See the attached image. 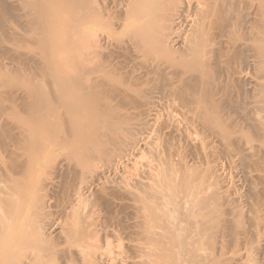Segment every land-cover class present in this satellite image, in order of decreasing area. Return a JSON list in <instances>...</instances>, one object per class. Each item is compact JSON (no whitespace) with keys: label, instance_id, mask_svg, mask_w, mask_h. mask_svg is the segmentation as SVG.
<instances>
[{"label":"rangeland","instance_id":"1","mask_svg":"<svg viewBox=\"0 0 264 264\" xmlns=\"http://www.w3.org/2000/svg\"><path fill=\"white\" fill-rule=\"evenodd\" d=\"M0 1H2V0H0ZM3 1H4V6L0 2V4H1V7L0 8L2 9V10H0V14H2L0 16V67H1L0 68V71H2V72H0L1 75L3 76V74H5L4 75L5 76L4 79H5V82L6 81L8 82V84L13 83V82H9V81H14L15 83H16V81H18V83H19V81H22L24 83V81L30 80L29 82L31 84L33 83L32 86H37V87H40V88H43L45 86L46 87V91H44V92H46V94H49L50 91H51L52 94H53V90L57 87V86L54 87L55 86L54 84H57V83H54L52 80H50L52 78L51 75H50L51 78H49V76H48V80H47V76H45V75H49L50 73L44 71L47 66L44 67L43 66L44 63L42 64V61L40 59L41 56H43V57L45 56L46 51L48 53H50V50L49 49L52 50V48H53V45H50V44H53V41L50 39V42L51 41L52 42L51 43L49 42L47 44L46 51H44L45 53H43V54H42V51H41L43 49L39 50V51H41V54L39 53L38 50L36 51L38 53L33 52V51L36 50V48H35V50L33 48H31L30 50H28V47L33 46L35 44V41H34V38L35 37H33V38L31 37V39L33 40L32 41L30 39V36H32V34L34 36V32H37V31L39 32V30L37 29V28H39V26L36 28L34 26V24L32 23L33 21H31L32 24L29 25L30 24V19L33 20L31 18L32 16H30V14L31 15L35 14L36 10L35 9L32 10L30 8L28 9L27 7L25 8V4L24 3H23L24 6L22 7L23 4L21 5V3H22L23 0H3ZM27 1H25V3ZM79 1H82V0H79ZM90 1L91 0H89V1L87 0L86 2H90ZM103 1L104 0H101L100 2H99V0H98V2L96 1L98 3L97 6L99 8L96 6L97 3H93L94 0H93V2L92 1L91 2L94 4V6H96L99 9V11H102L100 13H104L105 14V15L102 14L104 16V18L109 15L107 18H105V20L107 19L106 20L107 22L109 20L108 26H111L110 24H113V27L111 26L112 28L111 27L108 28V26H106L107 27L106 28L103 25V27L105 29L104 28L101 29L102 27H100L101 26L100 24H102V22H103L104 19L103 20L100 19L102 21V22L100 21L101 22L100 23L99 20H97L98 18L94 20L95 16L93 17V20H94V23L96 25L93 24V23H91V22L86 23V25H85V22L84 21L87 19V17L83 15L84 17H82V18H84L83 19L84 21L83 20H80V21L81 22L83 21L84 24L81 25L82 27H79V28H78V26H80V25L77 23L78 26L76 27V24L74 22H72L73 19H71V21H70L69 16H66V17H68V20L65 18L68 21L67 23H69V21H70V23H73V24H70V26L71 25L73 26L75 24V26H73V27L74 28L76 27L75 29L77 31H75V32L76 33L78 32L76 35L79 34V36H81L83 38L84 36H82V34H84L85 32L86 33L88 32V36H85L86 38L85 39L83 38L84 40L82 38H80L81 41L79 40L80 41L79 44L81 46V49H84V50H81L80 53H78L79 54L78 56L76 55L78 58H76L75 60L72 58L74 62H76V60L79 61L81 58L82 59L85 58L89 54H92V57L91 58H92V61H93L94 60L93 59L94 55L91 52H93L94 50L98 51L97 49H99V47H100V49L103 50L104 49L103 48L104 47V44H106V43H107V46L105 47L106 49L103 50V51L107 52L106 51L107 49L108 50L112 49V48H110L108 46L109 45V42H106L107 40H111L112 39L113 41H115V40H118L120 38L122 40H124L123 36L125 35V33L127 34L128 32H130L129 29L131 30L133 28V27L130 28V23H131L132 19L129 18L131 21L130 20L126 21L127 19H125V18H127V17L124 18L122 16V15H124L122 13V11H121L122 6H121V8L119 6L122 5L121 3L124 2L123 0H106L108 2L105 1L104 3H108V5H105V6L107 8H109V10L105 6L102 5V2ZM125 1H127L129 3L130 2L132 3V1H135V0H132V1L125 0ZM186 1H189V0H186ZM198 1L199 0H196V2H194V3L197 4ZM200 2L202 3V0H200ZM234 2H235V0H234ZM236 2H237V4H239V1L238 0ZM236 2H235V4H236ZM55 4H56V7L54 6L53 13H55V11H57V9H58L57 8V5L58 4L56 2H55ZM235 4H232L231 6H235ZM123 5L125 6V5H128V4L125 2V4L123 3ZM194 5H191V7L188 6V5H186V7L188 6L190 8H193V9H190L189 8L190 10L189 9L185 10L186 7H184V5L181 6V8L183 7L182 9L184 11L183 10L181 11V9H177L178 12L181 11L180 12L181 13L180 15H183L184 14V16H179V15L177 16V14H178L177 13L176 14V17L177 18L176 17L175 18L176 19H178L179 17L180 18L178 20H176L175 18L174 19H171V20H176V22L174 23L175 25L173 24L174 26L172 25V21L168 22V20L167 21L165 20L164 22H162V21H159L160 23L158 22V29L161 28V27H159V24H161V23H163L162 24L163 25L162 27H164V29L166 27L165 26L166 24H168L167 27H169V25L170 26L171 25L173 26L171 28L169 27L168 29H173L174 28L171 31L168 30V29H165L166 31H169V33H171V34H167V32H166V34H164V33H161V31H160V34H164V36H166V35L171 36L173 34L174 37L173 38L171 37L172 39H175L176 38V40H178V41L180 40V42H178V41L175 40L176 41V45H174V48L175 49H174L173 53H171V57L174 60L180 59L179 57H181L183 55H186L185 53L187 52V50H186L187 45H189V46L191 45V44H187V43L188 42L190 43V41L192 43L193 38L197 34L198 28H196V27L199 25V23H198L199 20L198 19L200 18L199 16H200V13L201 12H200V10H197L196 9L197 11H199L198 13H196L199 18L198 19L196 18L197 21H194V20H196L195 18H193L194 15H195ZM124 6H123V8H124ZM231 6H229V8ZM236 6H240V7L242 6L243 8L242 7L241 8L240 7H235L234 9H232V11L234 10L233 11V17H236V16H239V17L242 16L243 17V14H244L246 18H244V17L243 18H244V20L246 19L247 21H242V24L244 22H245L244 24H246V22H247L246 25H248V24L250 25L251 24L250 23L251 20H250L249 23H248V20L253 16V14H250L252 12L251 11H248V10H245L247 8H244L243 5H236ZM103 7L106 9L105 12H103V10H102V9H104ZM128 7H129V5H128ZM23 8H25L26 10L23 9ZM201 8H203V7H201ZM231 8H233V7H231ZM29 10H30V12H29ZM31 10L34 11V13L33 12L31 13ZM61 10H58V11H61ZM79 10L81 11L83 9L82 8L81 9L78 8V11ZM124 10H126V11H124ZM124 10H123V12H127L128 9H125L124 8ZM63 11H61V12L63 13ZM76 11H77V9H76ZM109 11H110V14H109ZM118 11H119V13L121 12L122 15L121 14L119 15V13L117 14L116 12H118ZM227 11H228V9H227ZM38 12L39 11H37L36 13H38ZM61 12L60 13L59 12H56V14H53L54 17L56 18V16H58V15L61 16ZM107 12H108V14H107ZM111 12H113V13H111ZM247 12H250V13H247ZM41 13H43V12H41ZM241 13H243V14H241ZM39 14H37V16H40L41 18H44L43 16H41V14L40 15ZM166 14L168 15L167 12H166ZM173 14H175V13H173ZM102 15H101V17H102ZM110 15L112 16L111 18H110ZM250 15H252V16H250ZM89 16L90 15H88V17ZM118 16L121 18L120 19L121 21H119V17ZM48 17L50 18V16H48ZM63 17H65V12L62 15V18L60 17L61 18L60 19L61 21H62ZM181 17H182V19H181ZM55 18H53V19H55ZM70 18H72V17L70 16ZM123 18L125 19L123 21L124 24L122 22V19ZM192 19H194V20H192ZM55 20H57V19H55ZM58 20H59V18H58ZM89 20L91 21L92 18L89 17V19L86 20V22L89 21ZM193 21H194V23H193ZM62 22H64V21H62ZM107 22H105V23H107ZM36 23H37V20H36ZM67 23L66 24L65 23H62V24L63 25H68ZM37 24H39V23H37ZM120 24H122V27L124 29H120L121 28V25ZM134 24L135 23L133 21L132 25H134ZM196 24H197V26H196ZM115 25H118V26L120 25V28L117 27V26H116L117 29H116V27L114 28ZM246 25H244V26H246ZM249 25H248V29L250 28ZM30 26H32V27H30ZM246 27H245V31L246 30L248 31V29H246ZM251 27H252V25H251ZM194 28H196L197 30L195 29V31H194ZM32 29L33 30L35 29V31L33 32ZM55 29H57L56 26H55ZM58 29H59V27H58ZM127 29H128V32H127ZM164 29H162L163 30L162 32H165ZM57 30H55V31H57ZM73 30H69V33H73L74 34V31ZM94 30H95V32H94ZM156 30L157 29H155V31ZM191 30H192V33H191L192 35H193V32H196V33H194L195 36L193 35L194 37H191L192 35L190 34V36H188V37L189 38L191 37L192 40H190L191 39L190 38L187 41L185 37L187 35H189V33L191 32ZM59 31L60 30H58V32ZM91 31H92V33H96L97 32L98 33L97 36L95 34V37L92 38L93 36L90 34ZM249 31H251V30L249 29ZM29 32H32V34L31 33L29 34ZM27 33L29 34V37H28V34ZM158 33H159V31H158ZM247 33L248 32H245V34L244 33L243 34L244 35H247ZM89 34L91 36L90 38H92L93 40L95 39V41L97 39H99L100 36H102V35H103L102 37L104 38L105 34H106V36L109 35V34H112L113 35L112 37H114V38L116 37V39L114 40V38H112V37H110V39L109 38L108 39H105V42L106 43L104 42L103 46H98V48L96 46V48L93 50V48L91 49V47H92L91 45L94 42H91L90 43V38H88L89 37ZM160 34H158L157 37L155 36L157 39L160 38L159 39L160 42L155 37H153V38H155L156 42H154V39L153 40L150 39V42L152 40L153 45H154V43L156 44L157 42H159L155 46H157L156 49H159L161 51L160 46H161L162 49H164V46H166V45H161V43L163 41L165 43V41H167V39H164V36L158 38V36H160ZM58 35H60V33H58ZM63 35L64 34H62V36ZM68 35H69V37H71V34H68ZM106 36H105V38H106ZM153 36H154V34H153ZM26 37H27V39H26ZM102 37L100 38L101 41L100 40H97L98 42L100 41L99 42L100 44L102 43V39H103ZM177 37H179V38L181 37V38L179 39ZM244 38H246V37L244 36ZM247 38H249V37H247ZM71 39L69 38L70 41H72ZM181 39H185L187 41V43H185L186 41L183 40V43L186 44V46H184V44L182 43V40ZM66 40L69 41L68 39H64L63 42L66 41ZM88 40H89V42H88ZM28 41L29 42L32 41V42H34V44L31 45L32 43L30 44ZM43 41L48 42L47 41V38L43 39ZM66 42H64V43L65 44H69L70 43V42H67V43ZM82 42H83V44H82ZM89 43H90V45H89ZM99 43H98V45H99ZM171 43H173V42H171ZM28 44H30V45H28ZM37 45L35 44V46H37ZM43 45H45V44H43ZM149 45H148V47H149ZM54 46H56V44ZM93 46H95V44ZM150 46L152 47V44ZM171 46L172 45L170 44L169 47H171ZM189 46H188V48H189ZM45 47H46V45H45ZM169 47L168 46L165 47L166 48L165 50L167 51L166 53L165 52H162V53L160 52L161 53L160 54L159 51L158 52L155 51L156 52L155 56L156 55L158 56V53H159V56H163V55H165L166 57L169 56L168 55V53L170 52L168 50ZM25 48H27V49L24 50ZM152 48H155V47H152ZM32 49H33V51H31ZM130 49H132V48H130ZM183 49H184V51H181V53L182 52H185V53L184 54L182 53L180 55L179 54L180 53V50H183ZM44 50H45V48H44ZM132 50L133 51H131V52L134 53V55L137 54V53H139L138 51H136L137 49L136 50L135 49H132ZM138 50L140 51V53H142L144 56L147 57V55H145V54H147V52H144L143 53V50H140V49H138ZM29 51L31 52V56L30 57H29V55H30ZM96 51H94V52H96ZM103 51L101 53L104 54ZM124 51H125V53H124ZM124 51L122 52V54L124 53V57H122L121 54H119V53H121L120 51L118 53L119 55L117 53L116 54L114 53L115 55H118L121 58V60H120V58H117L118 56H116V59H119V62L120 61H123V60L125 62V59L127 57H129V55L131 56V54H130L131 52L128 49L127 50H124ZM126 51H128L129 53L126 54ZM151 51L152 50L150 49V51H149V53H150L149 58L148 57L147 58H145V57L144 58H141V56L139 58L138 56H139L140 53L137 54V56H135V58L138 57L137 61H136V59H134L135 61H133V58L131 59V57H129V59H130L129 61H132L134 63H136V62L137 63H141V64H138L137 66L136 65L133 66L134 63H129V61L127 59L128 62H125V63L128 64L127 65L128 68L126 66H124V67L127 68V71L130 68L132 69V71H130L131 70L130 69L127 72V74L131 73L133 75L132 76L130 74L129 75L130 78L128 77V75L125 72H124V74L126 76L124 74L122 75L121 73H123V71L122 72H119V69H118V73L115 72V70H116L115 68L117 67V65H120V67L124 68L121 65H125V64H124V62H123V64L122 63L119 64L118 62H116L118 60H115V55L112 54V53H110V52H112V50H110L108 52L110 54L114 55V57L108 53L111 56V57H108V58H109L110 61H112V59H113V61L115 60V62L117 64L114 62L113 63V66H115V64H116V66H115V68L113 67V69H111L112 66L110 67V65H112V63L109 62V61H105V64L107 62L110 63V64L108 63L109 66L107 65L108 66V69L110 68V70H108L107 68L106 69L109 71V73L114 70L115 74L118 75V77H119V74H121L123 77L120 75V78H122V79L128 77L126 80H128V79H130V80L132 79L133 80L134 77H137V74L136 73H137L138 68H139L138 66H141V65L145 66L146 65L143 68H142V66L139 68V69H144L145 68L144 70H141L142 72L144 71L143 72L144 75L142 74L143 77H144L145 74H146V72H145L146 71V68H147V72H148L149 71L148 70V67H149L150 70H152L151 68L154 67V66L152 67V65H151L152 62H150L154 58V55L153 54H152L153 57L151 56V53L153 52V51L152 52ZM162 51H164V50H162ZM24 52L25 53L28 52V57L27 56H24V54H25ZM32 52H33V55H32ZM62 52L63 53L65 52L64 49L62 51V49L59 50V48H58L55 52L53 51L54 54H52V55L50 54L49 55L47 53L46 56L47 55L48 56L47 57L45 56V57L48 59L49 56L50 57L51 56H55L54 58L57 61V59H59L63 55ZM135 52H137V53H135ZM35 53L38 54V55L37 56H34ZM99 54L97 53L98 59H96L97 57L95 58L96 63L98 65L101 64L98 61L99 58L102 59V56H103V59H106L107 58L106 56L104 58V55H107V53L104 54V55L101 54L100 57H99ZM142 54H140V55H142ZM243 54H244L243 59H244V61L246 63L245 62H244V64L239 63L238 66L240 68L237 65H235L239 69H241V70H239L240 72H242V74L240 76L236 75V76H230L229 77V76H227L225 74L220 75V77L219 76H216V75L213 77V74L211 76V77H213V79L215 77H216V79H218L217 80V86L215 84V88H216V90H218L217 91L218 92V95H216L217 93L216 94L214 93V94H215L216 100L218 99L217 101L218 102L220 101V103H221V104L218 103V105L220 104L219 112L221 114H223L222 117H224V118H222V120L225 119L227 121L226 123L228 124V122H229V124H230L228 126H230L229 131L231 132V134L229 136H227L226 138H222V139H224L223 142H222L221 139H218L217 136L214 137L213 134H211L209 130H207L206 128L203 127V122L201 121V118L199 119V117H200L199 115L200 114L199 115L197 114V110L195 109V106L193 105L194 104L193 101H192L193 99H191L192 96L196 93V90H195V93H194V91H190V89H191V87H190L189 90L187 89L188 92L181 91L182 92L181 93V92H179V90L177 91L176 87L179 84L175 83L173 86H171V85L168 84V82H171V80L168 81V82H165V80H163L164 81L163 82L162 81V78L164 79V76H162V77L158 76V74L159 75H162V74H160L158 72L155 73L154 72L155 68H153V70H152L153 73L150 72V78H151L150 80L148 78H144V80L143 79L141 80L140 78H142V77L139 78V76H140V74H139V76H138L137 79L138 80L140 79L141 81L138 82V80H137L138 83L137 82H134V80H133V83H131L132 80L130 82H127L125 79L123 81L124 82H127V83H124L123 81H120L121 80L120 78H117V76L114 73L111 72L110 76H113V75L116 76V79H119V81L121 83L117 84L113 88L106 85L107 88H109V89L105 88L106 86H104V85H103L104 88H102V85H101V88H99L100 85L97 87L95 85V81H94V83H93L92 80L90 82L89 76H88V78L86 77V80L88 79L90 85H92V83H93L92 87L95 85L96 86V87L94 86L95 89H98L99 88L101 90V92H100V90L98 89V92H97V90L95 91V89L92 88L91 89L92 91L90 90L92 93L89 92V93L92 94V96H91V94H89V98H88V96H87L88 93H86V95H85L87 97V100L88 101H89V99L91 100V97H92V99H96V97H97V99L100 98V101L101 102H103L104 100H106L107 102L106 101H104V102L108 103L107 108L109 107V105H112V106H110V108L111 107H114L115 110H112L113 108H111L110 111H109V112H111V110H112L111 114L109 115V113H108V115L106 114L107 115L106 116L105 113L109 109H106L105 108L106 107L105 106L106 104L104 102L103 103L105 105L103 107V104L98 100V102L100 103V105L102 104V107H100L99 109L103 108V110H104V108H105L106 111H101L100 112L101 114L98 112L100 115L98 113H96V115L98 114V118L100 119V122H99V120L95 118L96 121L98 120V122H99V123H97L98 125H96V121H91L90 120L91 123L94 122V124H91V123L88 124V120H85V121H87L86 123L88 125H90L89 127L88 126L86 127V130L85 131L88 130V134H89L90 132L91 133H94L92 131H94V129H95V130H97V131H95V133L96 132L99 133V131L101 132L102 129L103 130H106V128L108 127L109 123L110 124H112V123L119 124L121 121H124V124L123 125H120L119 127H117L118 130L117 131H114L113 133L109 129L107 131H103L102 130L104 133L105 132H110V134H114L113 137H110V134L109 133L108 134H109V137L110 138L108 136L105 137V134H104V137L105 138L101 137V134L103 136V133H101V134L99 133V137L98 138L94 137V138H96V140L97 139L99 140V138H100V140L97 141V142H96L95 139L92 140L94 142L92 144H94V145H95V143L98 144V142L101 141L100 144L103 147H101L99 150H97V149L95 150L93 148L86 147V145H85V147H83V144H82V146L80 145L81 146L80 147L79 144H78V146H79L78 150H77V147L75 148L77 151H75V149H74L75 146L74 147L71 146L72 148L71 149L68 148L69 150L67 148L66 149L65 148L64 149L58 148V150L60 149V151L57 150V152L59 153L58 154L59 158L57 156V152H55V154H53V157H51L52 154L51 155L48 154V153L43 154L44 156L45 155H47V156L49 155L48 157L49 158L51 157L53 160H54V158L55 159L57 158L56 160L58 161V163H57V161H54V163L56 162V164H58L57 166L53 164V160L51 161L52 162L51 163L49 161L51 159H48L47 156H45L43 159L42 158H39L40 159L39 160L40 162H38V164H37L38 166L37 167L39 168V171H40L39 175H41L42 178H44L45 177V174L50 170V168H52V167H49V168H47L48 170H45L47 166L53 164V166H56L57 167V173H56V171L54 172V170L51 169L54 172V173L53 172L51 173V175L54 174L53 177H49L47 175L49 178L53 179V182L54 183L52 181H51V183H49L50 182L49 181V178L47 180V177H45V180H47V181H46L45 186H43L44 183H45V181L39 179V180H41V181L44 182V183H42V187L43 188H46L47 183H48V185L49 184L53 185L56 182V184H55V187L56 188L55 189L57 191L55 189H52V187H54V186H52L51 189H50V186H49L48 187L49 188L48 191L51 190L52 192L49 191V194H50V192H51V194L48 195L49 196L48 197L47 196V193H48L47 188H46V190L43 189V188L40 189V187H41L40 185L41 184L40 185H37L38 183H41V181L37 183V180H38L37 179L36 181H34V182H36V184L33 182V184L35 185L36 190H37V187L36 186H38V187L40 186L39 189L42 190V191L44 190L43 193H40V194L41 195L42 194L44 195V193H46L45 197H48V198H46V201H45V202L48 201V205L45 206L47 208V210L45 211V207H43L46 203L44 202L45 203L44 204V203H42L40 201L39 202L40 208H37V209L35 208L36 210H34V211H35V213H37V212H39L38 209L41 211V208H42V211L41 212L43 213L45 211L44 212L45 214L43 213V215H42V213L39 214L40 213L39 212L38 213L39 215L37 214V216L38 217H42L43 219L46 220V224L45 225H47V227L51 223L50 224L51 225L50 226V229L47 228V227H44L45 225L43 223H45V221L42 219L43 223H40L42 225L41 226H38V227H41V229L40 228H39L40 230L37 229L36 231H39L37 233L35 231L34 232L37 235H38V233H39V235H41V233H43L42 230L44 231V229H45L46 230L44 232L45 235H43V234L41 235V236H45V238L43 237L44 239H46L47 237L50 239V237H51V239H50L51 241L50 242H53L54 241L53 243H51L52 245L57 241L54 244V246H55L56 249L59 248L60 250H62L63 249V246L66 248L67 245H63V244H66L63 241L65 240V238H68L67 234L69 235V232L71 231L70 230L68 232V229H70V228H67V225H72L73 226V224H68V223L70 221H73V223H74L75 220H73V219L77 218L83 212L82 210H78V209L81 208V209L84 210V208H86V206H84V208H83V206H80V205H84V204L86 205L87 202H88L89 205H87V206H89V207L87 208L86 211H84L85 213L83 212V214L81 216L82 218L80 216L78 217V218H81L82 221H80V222H82V224L85 225V226L82 225L83 226L82 227L80 225L78 227H82V228L86 227L87 229L89 228V231L91 230L90 232L93 233V234L91 233L92 236L89 234V238L88 239H90V240L87 239L88 240V243L89 244H92V245H90V247L87 248V249H89L88 252L90 253V254L89 253L88 254L91 255V256L88 257V260L86 259V262H82V258H80L81 259L80 260V263H77L76 261H79V257L76 256V254L74 253L73 256L76 258V260L74 261L73 259H75V258H73V256H71V254L73 252L80 253L83 250L84 251L86 250V249H82V251H81L80 250L81 249L80 247H82V246H80L78 244V247L80 246L79 248H77V246H75V245H72V246H74V247H72V249H73L72 253L69 252V251H71L70 250L71 245L70 246L68 245L67 246V249H66V251L70 253V254L68 253V255L67 254L66 255L67 256H70V258L72 257L71 259L73 261H71L70 258L67 257V256H62L61 258L64 257V259H66L65 257H67L66 261L69 259V261L71 262V263L70 262H68V263L66 262L67 264H69V263L70 264H81V262L84 263V264L85 263L87 264L89 261L91 262V259L93 260L92 261L93 263L91 262L92 264H134V263L135 264L136 263L139 264L142 261V259L143 260H146V258L144 257V255L146 256L145 253L150 248H152L153 246H155V242H154L153 239H151L153 241L146 240L147 238L146 239L145 238L143 239V237L141 236V233L139 234V232H142L141 231L142 228L140 229L141 225L139 227V224L138 223H140L141 222V219L142 218H145L146 216L149 219L151 218V217H149V215H151V212L150 211L153 210L152 208L155 205L153 203V201L148 196H147L148 198L146 197V195H145L144 192H145L146 188L149 187V186H153V187H155V185L157 186V181L159 183V180L161 179V177H159V175H160L159 173L162 172L165 169L162 166L163 164L165 165V163H164L165 161H170L171 162V165L172 166L173 165L175 166V167H173V169H174L175 173L177 172V175L176 176H177V182H178L180 180V177H181L182 173H183L182 171H184V170H182V171L180 170L182 168L179 167V163L182 166V164L184 162V163H186L185 165L187 167V169H186L187 171H188V169H189L190 172H192V170H193V172H195L196 170H198L200 172L199 174L201 176H204V177L207 176V178L209 179L210 182H213L214 180L218 181V182L214 181L212 183L213 185H211V183H208L212 187L214 186V183H215V187H213V188L207 184L209 186V188L211 187L214 190L216 188V186H217L218 192H224V191L225 192H229L228 193L229 197H227L228 199H226L227 202L225 201V203H224V205H225L224 206V209L225 210H228L230 214L228 216L226 215L224 218L225 219L228 218L232 223H230L229 226H227L225 228H221V230H220V228H215V227L213 229H210L209 227L211 225H213V224H211L210 226L208 225L209 227L206 228V229H210V230H206L205 228H203L204 224L202 225V224L199 223L200 225H202L201 227L204 229V231L206 230L205 233H204L203 229L200 228V225H193V227H192L193 219L196 220V219H198L197 217L204 218L201 215H203V216L206 215L205 218H204V219H206L207 215L210 216L212 214L210 212L211 209H209L210 211L208 209H206L204 211V213H207V214H203V213L201 214L202 210L201 209H197V212H195L192 216H190L187 219H185L184 223H182L184 225L191 226L192 229H190V232L192 231V234H191V237L192 238L194 237V238H197L198 239V237L201 235L200 236L201 238L199 237L200 239H198V241H196V240L194 241V239L192 241L193 242L200 243V240H202L203 238H206V239H204V242H205L211 236H212V238L213 237L214 238H219L220 236L222 237L225 234H228V232H229L228 229H229V227H230L231 224H232V227L233 228L235 226H237L238 229H240V230L242 228H245L246 231H247L246 232V236L248 237L249 242H250V244L248 245V248L247 247L246 248L249 249V251L251 250L249 252L251 255L249 256L248 250H246L245 247H242L241 246V249H240L239 247H236L235 246V248H233L232 246H227L226 244H225V248L224 249H226L227 252L225 250H223V251L226 252V253L225 252H222V253H225L226 254V255H224V254L223 255L226 256V258H227L230 255H233V257H234V256H237V254L238 255L240 254V256L234 257L233 259L237 258V259L240 260V263L242 262V263H245V264L246 263L247 264H264L263 263L264 262V230H260L259 231V234L256 235L258 231L255 230L252 227V223H251V220L254 218L253 216H256V217L259 216L261 218V220L264 222V193H261V189L264 188V147L263 146H262L263 148L261 147V145H263V139H262L263 137H262V134H261V137H260V133L258 132V128H257L256 123H255L256 122L255 121L256 120V112L254 110L255 108H254L253 101L255 102L256 99L254 100L253 97L255 96V94H256L255 92L256 91H254V89H255L254 86L255 85H254V83H252V82L255 81L254 79H253L254 80L253 81L252 78L254 76H256L257 73H258L256 71L257 69L255 70L253 65H255V67L257 66L256 68H258V64H257V62H255L256 59L253 60L254 57L252 55L253 54L252 51H250V50L248 51V49H247V51L244 52ZM25 55H27V54H25ZM134 55L132 54V57ZM125 56H126V58H125ZM173 56H175L176 59ZM35 57H38L40 60L38 59L39 61H37V59ZM45 57H44V60L46 61ZM73 57L75 58V56H73ZM151 57H152V59L150 60ZM32 58H35V61H37L39 63L41 61V65L40 64H37L35 61H33L34 59L32 60ZM52 58L53 57H51L50 59L53 60L54 58L53 59ZM86 58L88 59L89 56L86 57ZM91 58H90V60H91ZM139 59H141V60H139ZM147 59H149L148 61L151 64L150 63L146 64ZM60 60H61V58H60ZM95 60L93 61L94 63L91 61L94 64L93 65L91 63L92 66H97L95 64ZM47 61L50 62L49 59ZM67 61H69V60H67ZM84 61H85V59L83 61H81V63H83ZM253 61L256 64L255 63L253 64ZM46 62H45V65H47ZM59 62L61 64V61H59ZM86 62H87V60L85 61V63ZM238 62L239 61H237V63ZM241 62H243V60ZM88 63L90 64V61H88ZM51 64L52 65H50V64L49 65H50V67L52 69L54 62H52ZM58 64L56 63L57 66H58ZM60 64H59V66H60ZM71 64H73V63H71ZM89 64H87V65L85 64V66H88ZM130 64L132 65V67H131ZM38 65L43 66V68H44V70H43L44 72L43 73L41 72L42 69H41V71L38 70V67H40ZM49 65H48V68H49ZM75 65H77V64H75ZM79 65L77 67H79ZM83 65H81L79 68H76V69L71 68V69L76 70V72H74V73H76V76H79V79L81 78L83 80V83L85 84L86 83V81H84L85 80V77L82 74H84L83 72H85L86 70L84 69L85 67H83ZM211 65H212V63H211ZM36 66H37V68H36ZM135 67H136V69H135ZM212 67H213L212 68L213 70L210 69V71H212V72L213 71H216V69L214 68V64L212 65ZM237 67H236V69H237ZM122 68L120 70H122ZM125 68L123 70H125ZM51 69L49 71H51V72L54 73V71H52ZM71 69H70V71L72 72L73 70H71ZM86 69H87V67H86ZM133 70H136V73H134L136 76H134ZM70 71H69V73H70ZM108 71H107V75L109 74ZM141 71L139 73H142ZM3 72H5V73H3ZM45 72H46V74H44ZM255 72H257L256 75H255ZM47 73H49V74H47ZM154 73H155V75H154ZM224 73H226V72H224ZM151 74H153L152 76H154V77H156V75H157L156 79L153 78V77H151ZM209 74L211 75V73H209ZM215 74H216V72H215ZM1 75H0V77H2ZM146 75H149V73L146 74ZM57 76H58V73H57ZM80 76H82L83 78L80 77ZM104 76H106V75H104ZM90 77L92 79V77H95V76H93V75L91 76L90 75ZM79 79L77 77V80H78L77 82H79ZM81 79H80V82H81ZM99 79H100V76H99ZM134 79L136 81V78H134ZM250 79L252 80V82H251L252 84L251 85H250V82H249ZM93 80H94V78H93ZM35 81L37 83L39 82L38 83L39 85H37V84L35 85L34 84V83H36ZM51 81H52L53 84L51 83ZM103 81H104L103 79L102 80H99V82H100L99 84H101V82L105 84V82H103ZM144 81H146V82H144ZM3 82L4 81H2V83ZM26 82H28V81H26ZM29 82H28V85L31 86V84ZM46 82L49 83L50 85L47 84ZM80 82H79V84H80ZM15 83H13V84H15ZM25 83H24V85H22L23 87L27 84V83L26 84ZM67 83H68V81H67ZM65 84H61V85L64 86ZM84 84H83V86L82 85H79V86H81L82 89H89V88H91V86L89 88L84 87V86H86ZM86 84H88V82ZM51 85H54V86H51ZM252 85H254L253 88H252ZM59 86H60V83H59ZM59 86H58V88H59ZM69 86H73V85H69ZM88 86H89V84H88ZM20 87H21V85L19 87L16 86V88L14 87V88L7 89V88H4V87H1L2 89H0V132L4 136L6 134L4 132L7 131L5 129L8 128V131L7 132L8 133L9 132H13V133H11V135L13 137H15V138H11L8 134H6L7 139L5 140V136H4L3 137V139H4L3 141L4 142H2V139H0L3 144H5V143L8 144L9 143L8 141H10L11 139H14L15 140L16 137L18 136V134H19L18 131H20V129H18L19 127L16 128V129L14 128V127H17L15 123H18L20 119L24 120L25 118L27 119L29 117L32 118V115L34 114V112L37 113V114H40L42 112V111L41 112H39V111L36 112V109H34V108L37 107L39 110H42L43 109V108L40 107V106H42L41 105V102L39 103V101H38V103H39L38 104L34 98H33V100H35L36 104H38V105H36L34 108L32 106V108L34 109V111H33L32 108H28L29 107L28 106L29 105L28 100H30L31 98H30V96H28L29 95L28 93L25 94V90L26 89L23 88L24 89L23 90L21 88V90H20ZM47 88H48V90H50V89H52V90L48 91ZM194 88L192 87V90ZM196 88H197V92L199 91V95L200 94H203V92H202L203 89L201 87H196ZM10 89L11 90H15V91H10ZM42 90H44V88ZM204 90H205V88H204ZM47 92H49V93H47ZM93 92L95 94L97 92L98 95L96 94L97 95L96 96L94 94V96H93ZM99 92L100 93H103V94L100 95ZM252 92L254 93V95H252L253 94ZM197 94L198 93H196V95ZM99 95L102 96V97L104 96L103 98H105V99L104 100H101L102 99L101 97L98 98ZM49 97L52 98L53 96L52 95L51 96L49 95ZM86 97H84L85 100H86ZM75 100H77V99H75ZM87 100H86V102H87ZM27 102H28V104H26ZM86 102H84V103H86ZM98 102H96L97 103V106L99 105ZM109 102H110V104H109ZM24 103H25V105H24ZM34 103H32V104L35 105ZM30 104H31V102H30ZM42 104H43V106H45V103L44 102H42ZM91 104L93 105L92 108H95V107L97 108V106L94 105L95 102H93V101H92V103L90 102V104H87V105H84V106L85 107L86 106L89 107V105H91ZM91 106L89 107L90 109L88 108L89 110L92 109ZM5 107H6V109H4ZM12 108L14 110H12ZM1 110H2L3 113L1 112ZM27 110H29L30 112L32 111V115L30 114L31 116L30 115H27V114H29V112L27 113ZM14 111L16 112L17 115H14ZM114 112H116V113H114ZM1 113L3 115H1ZM102 113L106 116V119L103 118L104 115H102ZM37 114H35L33 116H36ZM44 114H43L42 117L40 116L38 118L43 119V117H45ZM45 115L48 118V115H50V114H47L46 113ZM90 115H92V114H90ZM96 115H95V117H97ZM18 117L19 118L21 117V118L18 119ZM46 117L44 119H46ZM54 117H55L54 115H53V117L51 115L50 119L51 118H54ZM87 117L89 118V116H87ZM93 117L94 116L92 115V118H90V119L93 120L94 119ZM101 117H102V119H101ZM192 118H194L195 120H192ZM35 119L32 118V121H31V119L30 120L27 119V120L29 121V124L30 123L32 124L33 121H35ZM53 120H55V119H53ZM53 120L51 119L50 121L53 122ZM36 121H37V119H36ZM191 121H193V122H191ZM34 123H37V122H34ZM106 123H108V124H106ZM105 124L107 125V127H106ZM176 126L177 127H180L184 131L185 134L187 133L186 135H188V134L191 135L192 134V136H193L192 138L195 139L193 142L194 143H197V145L200 142L201 143L203 142L202 144L203 145L205 144V147H206V148L204 147L205 149H207L209 147L213 148V150L212 149L211 150L213 152L216 151L214 153L215 156H212L213 158L211 157V159H210V157H209V159H208V157H207V159L205 157L201 158L200 157L201 155L199 153L200 150L199 151L197 150V149H199V146L200 145L195 146L197 149L194 148V149H196L198 151V153H199L198 154L197 151L194 152L195 150L194 149L193 150L191 149V148L194 147V145L192 146L193 143H190V142L189 143L187 142L188 144L186 143L187 140L184 137V133H183L182 137L180 136L182 133L181 134L175 133V129H173V128H176ZM98 127H101V128L99 129ZM67 128H68V126H67ZM67 128L66 127H65V129L62 128L63 130L61 129L64 132V133H62L63 136H66V134H68L67 133L68 132V129ZM96 128H98L99 130L96 129ZM9 129H11V131ZM2 130H5V131L2 132ZM172 130H174V131H172ZM42 131H40L38 133H36L37 132L36 131L35 133L37 135L39 134L40 137H38V139L43 136L42 139L44 138L45 139L44 142L46 143V139L47 138H45V135L48 132L44 134V133H42ZM45 132H46V130H45ZM1 133H0V136L2 137ZM22 133L23 132H21V134ZM97 134H96V136H97ZM14 135H17V136H14ZM37 135L35 137H37ZM90 135H93V134H90ZM20 136L22 137L23 135H20ZM21 137H17V138L18 139H21ZM35 137H34V140L36 142H38V139H35ZM101 138H103V139H101ZM48 139L51 142L50 137H48ZM41 140H39V141H41ZM13 141L11 140L8 145L10 146L11 143L14 144ZM249 141H251V142L253 141L252 144L250 142L251 146H253V144H255L256 146L258 145V147H259V145H260V148L262 150L260 148H259V151H258V149H256V151L251 150L250 149L251 147H249L250 144H248ZM1 142H0V181H4L6 179V176L7 175H8V177L11 175V173H10L11 171L15 173L18 170L16 168V171L15 170L13 171L12 169L14 167L13 168L11 167L12 169L7 168L8 166L10 167L11 164L12 165L14 164V163H12V159H13L12 158L13 157L12 156V153L14 152V150L16 151V152H14L15 154L16 153L19 154L17 156L18 158H22V157H19V156L21 154L24 155L23 152L25 150L22 151L23 148H21L20 146H18L17 148L19 149V151L21 149V152H22V153L20 152L21 154L18 153L19 151H17L18 149L16 148V146L17 145H20V142L21 141H19V140L16 141V142H19V144L15 142L16 144H15L13 150L11 148H9L12 151L11 153H10V150L9 149H6V147L8 148L9 146H7V145L4 146L3 144H1ZM36 142H33V145L35 144L36 145V149H39V147H40L39 146V143L36 144ZM50 142H48L49 145L51 144ZM80 142L81 141H77V143H80ZM45 143H42L40 145H43ZM81 143H83V142H81ZM12 144H11L10 147L13 146ZM189 144L191 145V147L188 146ZM247 144L249 146H247ZM45 147L43 146L42 148H45ZM47 148H48V146H47ZM176 149H177V152H179V151L182 152V153L184 152L183 153V156L184 157H182V156L179 157L178 155H175L176 154ZM6 150H8L9 152L6 153L7 152ZM42 150L44 151V149H41V151ZM171 150L173 151L174 155L172 154ZM174 150H175V152H174ZM39 151H40V149H39ZM66 152L68 154H66V155L63 156L62 154L66 153ZM71 152H72V154H74L73 152H76L77 153V154L75 153L76 154L75 157L78 160H75L76 158L73 159L74 157L71 158L72 156L69 157V155H70ZM170 152H171V154H170ZM185 153H186V157L184 155ZM15 154H13V155H15ZM54 155H56L57 157L56 156L54 157ZM15 158L13 159V162H14ZM182 158H184L183 159L184 161L182 160ZM72 159L74 161H72ZM164 159H165V161L163 162ZM166 159H168V160H166ZM180 160H181V162H180ZM19 161H21V160H19ZM48 161L51 164H49ZM161 161L163 162V164L161 163ZM80 163H83V164H80ZM160 164H162V165H160ZM65 165L66 166L67 165L68 166L70 165L69 166V169H68V166L66 167ZM58 166L60 168H58ZM37 167H36L35 170H38ZM160 167L163 168V169H161ZM164 167H166V166H164ZM3 168H5V172H4V169ZM194 169H195V171H194ZM51 170L49 171V173L51 172ZM8 171H9L10 174H8ZM21 171H22V169H21ZM21 171H18L17 174L18 175L19 174L22 175L23 173H19ZM45 171H46V173H45ZM58 171H59V173H58ZM163 172L161 174H163ZM165 172H166V169H165ZM4 173H6L5 174L6 175L5 176V179L2 178L3 175H4ZM14 173H12V174L15 175ZM64 173H65V175H64ZM36 174H38V173H35L34 175H36ZM42 174H44V176ZM13 175L11 177H14ZM23 176H18V177H20V178L22 177L23 178ZM262 176H263V178H262ZM8 177H7V179H9ZM157 177H159L160 179L158 178L159 179L158 180ZM14 178H12V180ZM24 178H26V176ZM24 178H23V180H24ZM17 179L18 178H16V180ZM12 180L10 178V180L8 182H7V180H5V183L4 182L3 183L5 185L6 182L7 183H10ZM16 180L14 179L13 181H16ZM18 181H20V180H18ZM1 183L2 182H0V186H1L0 189H2V190H0L1 195L2 194H5V195L9 194L10 193L9 191H11V190H9V188L12 186L13 183H10L11 186H9V184L8 185L6 184L7 187L9 186L7 188L8 190L5 189V190H7V194L6 193H2V191H3V189H4L5 186L3 185L4 187H2ZM33 184L31 186H34ZM149 184H151V185H149ZM158 186H159V188H161L160 185H158ZM80 188L83 189V190L81 189V191H82L81 194H83V195L80 194V197L79 196L78 197L81 198L83 196L82 198H85V200H87V202L85 200H83L82 198L81 199L78 198V199L81 200V201L82 200L85 201V202H83L84 204H82L81 201H76V199H77L76 198V195H79V193H80V192L77 193V191L78 190L80 191ZM209 188H208L209 191L212 190V189H209ZM39 191H36V193L34 192V194H36V195L39 196L40 194L37 193ZM42 191H40V192H42ZM3 192H5V191H3ZM167 192H169V190ZM211 192L212 191H210V193ZM33 195H30V196L31 197H34ZM191 195H193V194L190 193V196ZM206 196H207V194H206ZM3 197H5V196H3ZM31 197H28V198H31ZM45 197L43 199H45ZM202 197H205V195L202 196ZM36 198H35V200H36ZM38 198H40V197H38ZM26 199L24 200V203H25ZM43 199H39V200H42L43 201ZM28 201H30V199ZM28 201H26L27 204L25 203L24 205L27 206L28 203H29ZM51 201H53V202H51ZM75 201H76V203H75ZM199 201L200 200L197 201V199H196V200H194L193 203H195V205L197 206V205H199L198 204ZM37 202H38V200L36 201V204H35V201H34V204L39 207V204H37ZM77 202L78 203L81 202V203L79 205H77L78 204ZM73 203L76 204V206L74 205L75 206V208H74L75 210H73L72 207L70 206L71 204L73 205ZM30 205H33V204L30 203L29 206H28L29 208H31V212H32L33 211V209H32L33 207H30ZM41 205H42V207H41ZM37 206H35V207H37ZM28 207H27V209H25L26 207H24V210L23 211L27 210L26 213H28V210H30ZM197 208H199V207L197 206ZM71 210H73L72 211V214L74 213V211H75V214H76L77 211H79V212L82 211V212L80 214H78L79 212H77V214H76L77 216L74 214L76 216L74 218L73 215L70 214ZM198 210H200V211H198ZM155 211L158 214H160L162 212V210L160 208H156ZM207 211H209V212H207ZM212 212H213V210H212ZM33 213L34 212H32V214ZM47 213H48V216H47ZM145 213H146V215H145ZM68 214H70L71 216L68 215ZM198 214H200V215H198ZM37 216H36V218L39 219ZM68 216L71 217V219L73 217V219L72 220L69 219ZM46 217H48L49 219L46 218ZM31 218H33V222L35 220H37V219H34L35 216L34 217L33 216L30 217V219ZM21 219L23 220V218H21ZM30 219L28 217L25 218V222H24L25 226L24 227H28V225H26V222H27V220L28 221H31ZM149 219H147V220L148 221H151ZM79 220H77V221H79ZM157 220L160 223L162 221V220L160 221L159 219H156L155 222H154V220H153V222H151V223H154L155 224V225H153V229L154 230L152 229L153 230L152 232H156L159 236H161V235H163L165 233V229L163 228L162 225H159L160 223L157 222ZM37 221H39V220H37ZM77 221H75V222H77ZM142 221H143V219H142ZM208 221H206V222L210 224L211 222H208ZM33 222H29V223H33ZM85 222H87V223H85ZM66 223H67V225H66ZM157 223H159V224H157ZM40 224L38 222V225H40ZM237 224H239L240 228H239V226ZM35 226L37 227V224L36 225H33V227H35ZM53 226L55 228H53ZM74 226L77 227L76 223L74 224ZM31 227H32V224H31ZM31 227H28V228H31ZM36 227L33 228V229L35 230ZM42 227H44V229H42ZM60 228L62 230L65 229L63 231L64 232V235L61 234L62 233L61 232L62 230ZM86 228H85V230H86ZM211 228H212V226H211ZM33 229H31V230L33 231ZM198 229L199 230L201 229L200 232L203 231L202 234L203 233L204 234L202 235L199 232ZM19 230H20V228H19ZM196 230H198V233L197 234H195L196 233ZM2 231H4V230H2ZM40 231H41V233H40ZM65 231H67L66 232L67 234L65 233ZM5 232L7 233L6 230H5ZM6 233L4 235H7ZM10 233H13V232L11 231ZM199 233H200V235H199ZM0 234H2L1 231H0ZM8 234H9V232H8ZM195 235H199V236H195ZM63 236H67V237H64L63 240H61L62 239L61 237H63ZM15 237L16 236H14L13 238H15ZM257 237L260 238V239H258V242H257ZM15 239L17 240V238H15ZM66 242H67V244H69L68 241H66ZM204 242L201 241L200 244H202L204 246L205 245ZM257 243H260V244H258V246H257ZM207 245L210 246L209 244H206L205 247H207V249H205V247H204L205 250H208V248H209ZM75 247L77 249H79L80 251H78V250L76 251ZM211 247H212L211 248L212 251L216 249L214 247V245H211ZM226 247H228V248H226ZM137 248H138V250H137ZM201 248H200V252L201 251L202 252H206V251H203L204 249L201 250ZM237 248H239V249H237ZM252 248H253V250H252ZM68 249H69V251H68ZM74 249H75V251H74ZM211 249L208 250V252H206L207 255H202L204 253L201 252L202 253L201 254L198 251L199 252V258H200L201 255L203 257H205V256H208L209 257L210 254L208 255V253H211L212 252ZM243 249H244V251H243ZM230 250H231V253L230 254H227L228 252H230ZM215 251L217 252V250H215ZM215 251H213V253L211 254L212 256L214 254V256H213L214 259H216L217 258L216 256L218 255L217 253H216L217 255L215 254ZM246 251H247V253H246ZM86 252H87V250H86ZM240 252H242V255L243 254L244 255L241 256V253ZM246 254H248V255H246ZM245 255L247 256V258H245L246 257ZM212 256L209 257L210 259L209 258L207 259V257L206 258L201 257L200 259L203 258V260H211L212 259ZM218 257H220V256L218 255ZM231 257L232 256H230L229 258H231ZM77 258H78V260H77ZM224 258L220 259V261L223 260ZM64 259H62V260L60 259L61 262ZM241 259H242V261H241ZM60 260H59V263H58V259H57V261L55 263L60 264L61 263ZM231 260H232V258H231ZM245 260H246V262H245ZM64 262H65V260L61 264H65ZM90 262L88 264H90Z\"/></svg>","mask_w":264,"mask_h":264},{"label":"bare ground","instance_id":"2","mask_svg":"<svg viewBox=\"0 0 264 264\" xmlns=\"http://www.w3.org/2000/svg\"><path fill=\"white\" fill-rule=\"evenodd\" d=\"M25 1H27V0H25ZM25 1L23 0L22 1V3H21V5L24 3L25 4V8L27 7L28 9L30 8V9H35L36 10V12L37 11H39L38 13H36L35 12V14H33V15H31L30 14V16H32L31 18L33 19V20H31L30 19V24L29 25H31L32 23L34 24V26L37 28L38 26H39V28H37L38 30H39V32L37 31V32H34L35 31V29L33 30V32H34V36H33V34H32V32H29V34L31 33L32 34V36H30V39H31V37L33 38V37H35L34 38V41H35V44L37 45V46H35V44H34V42H32V41H28L31 45H33V46H30V47H28V50H30L31 48H33L34 50H35V48H36V50L35 51H33V49L31 50V51H33V52H36L37 50L39 51V50H41V49H43V50H41L42 51V54L43 53H45L44 51H46V48H47V44L50 42V39L53 41V44H50V45H53V48H52V50L55 52L58 48H59V50L60 49H62V51H63V49H64V53H63V55L60 57L61 58V60H60V58L59 59H57V61H56V59L54 58L55 56H51V57H53L52 59L53 60H51L50 58V56H49V60H50V62H48L47 60V56H46V54L48 53L47 51H46V54H45V59H46V61L48 62H46L45 60H44V57L43 56H41L40 57V59H41V61H42V64L44 63V67H46L45 68V70H44V68H43V66H40L41 65V61H40V63L39 62H37V61H39L40 59L38 58V57H35L36 59H37V61H35V58H32V60L33 61H35L37 64H40V65H38V66H40V67H38V70L39 71H41V69H42V73L44 72V71H46V72H49V73H47V74H49V75H45V76H47V80H48V76H49V78H51L50 77V75L52 76V78L50 79V80H52L54 83H57V84H54V85H51V86H54V87H56L54 90H53V94H52V92L50 91V90H52V89H50V90H48V88H47V90L48 91H50V93L49 92H47V93H49V94H46V92H44V91H46V87L44 86L43 88H44V90H42L43 88H40V87H37V86H32V84L29 82L30 80H26V81H28L30 84H31V86L30 85H28V82H26V81H24V83L26 84L24 87L22 86V85H24V83L22 82V81H19V83H18V81H16V83L14 82V81H9V82H13V83H15V84H13V83H11V84H8V82L6 81L5 82V79H4V75L5 74H3V76L1 75V73H0V75L2 76V77H0V81L2 80V81H4L3 83H2V81L0 82V89H2L1 87H4V88H7V89H9V88H16V86L17 87H19L20 85H21V87H20V90H21V88L23 89H26L25 90V94L26 93H28L29 95L28 96H30V100H28V102H29V107L28 108H32V106H33V108L36 106V105H38L40 102H41V105L43 106V104H42V102H44L45 103V106H40L41 108H43L42 110H39L37 107L36 108H34V109H36V112L37 111H39V112H41L40 114H37V113H35L34 112V114L33 115H35V114H37L36 116H33L32 115V111L30 112L29 110H27V113L29 112V114H27V115H32V118H36L37 119V121H36V119H35V121H33V123L34 122H37V123H30L29 124V121L28 120H30L31 119V121H32V118H30L29 116V118H23L24 120H22V119H20L19 117H18V119H20L19 120V122L18 123H15L16 124V126L17 127H14L15 129L16 128H18V129H20V131H18V133L20 134V135H23L22 137L18 134V136L17 135H14V136H17V137H21V139H18L17 137H16V139L14 140V139H11V138H15V137H13L12 135H11V133H13V132H7L8 131V128L7 129H5V130H7L6 132H4V133H6V134H8L9 136V138L14 142V144H12L13 146L12 147H10L11 146V144H10V146L8 145L9 143H10V141H8L9 143L7 144V143H5V144H3L2 142H4L3 140V137L5 136V140L7 139V137H6V134L3 136V134L1 133V135H2V137L0 138V139H2V142H1V140H0V142H1V144H3L4 146H9L8 148L6 147V149H9V148H11L12 150L14 149V146H15V144L16 143H18L19 144V142H16L17 140H19V141H21L20 142V145H17L16 146V148L18 147V146H20L21 148H23L22 149V151L23 150H25L24 152H23V154L24 155H22L21 153V149H20V151H19V149L17 150V151H19L18 153H20L21 155L19 156V157H22V158H18L17 156L19 155V154H15L14 152H16L15 150H14V152L12 153V158L14 159L15 157L17 158H15V160H14V162H13V159H12V163H14L13 165L11 164V166L9 167H7V168H10V169H12L13 167L15 168H13L12 170L14 171H16V168L18 169L17 170V172L18 171H21V169H22V171L21 172H19V173H23L22 175H18L17 174V172H10L11 173V175L8 177V175L6 176L5 174L7 173H4V175H3V179H5V176H6V179L5 180H7V182L10 180V178H11V180H12V178H14L15 176V180H16V178H18L16 181H11L10 183H13L12 184V186L10 185V183H7L6 182V184L8 185L9 184V186H11L10 188H9V190H11V191H9L10 193L9 194H7V188L9 187H7L6 186V184L4 185V183H5V180L4 181H0V182H4L3 184L1 183V185H2V187H4V189H3V191H5V192H3L2 191V193H6L7 195H5V194H2L3 196H5V197H3L2 195H1V193H0V231H1V233L2 234H0V264H57V263H55L56 261H57V259H58V263H59V260L61 259H64V257L63 258H61L62 256H67L68 255V253L70 252V253H72V251H73V249H72V247H74V246H72V245H75V246H77V248H79L80 246H82V247H80L81 249V251H82V249H86L87 250V252H86V250L83 252H80V253H76V252H73L72 254H71V256H73V254L75 253L76 254V256H78L79 257V261H76L77 263H80V258H82V262H86V259L88 260V257H90L91 255H89L90 253L88 252V250L89 249H87L88 247H90V245H92V244H89L88 243V240H90V239H88L89 238V234L92 236V232H90L89 231V228L87 229L86 227H84V228H82L83 226H85V225H83L82 224V222H80V221H82L81 220V216H82V214H83V212L84 211H86L87 210V208L89 207V206H87V205H89L88 204V202H87V200H85V198H82L83 200H85L86 202H87V204L85 205L83 202H85V201H81V200H79V199H81V198H79L80 197V194H81V189L82 188H80V191L78 190L77 191V193H79V195H76V201H81L82 202V204H84V205H80V206H83V208H84V206H86V208H84V210L83 209H78V210H82V211H77V212H79L78 214H80L81 212H82V214H80L79 216L81 217V218H75L77 215V212H76V214H75V211H74V213L72 214V211L73 210H75L74 208H75V206H76V201H75V203H73V205L71 204L70 206L72 207V209L73 210H71V212H70V214L71 215H73V217L75 218V219H73V217H72V219L73 220H75V221H77V220H79V221H77V222H75L74 221V223H73V221H70L68 224H73V226L72 225H67V223H66V225H67V228H70V229H68V232H69V235L66 233L67 231H65V233L67 234V236H68V238H65V240L63 241L64 243H66V244H63V245H71V248H70V250L71 251H69V249H68V251L69 252H67L66 251V249H67V246H66V248L63 246V249L62 250H60L59 248H55V246H54V244L57 242H55L53 245L51 244V243H53V242H50L51 240V237H50V239L47 237L46 239H44L45 238V236H41L42 234L43 235H45V229H44V227H47V225H45L46 224V220L45 219H43L42 217H38L37 216V214L39 213V214H41L42 212V208H41V211L38 209V211L39 212H37V213H35V211L34 210H36L37 208H40V204H39V202L41 201L42 203H44L45 201H46V198H48L49 196L48 195H50L51 194V190H49V191H51L50 192V194H49V191H48V187L50 186V189H51V187L52 186H54V187H52V189H55L56 187H55V184H56V182H55V184H53V185H51V184H49L48 185V183H47V185H46V188H47V191H48V193H47V196L48 197H45V195H46V193H44V195L42 194H40V193H43V191L42 190H40V189H42L43 187H42V183H44L43 181H41V180H44L45 181V183H44V185L43 186H45V184H46V181L48 180V178L49 177H53L54 176V174H52L51 175V173L53 172L52 170H54V172L56 171V173H57V165L58 164H56V162L54 163V161H57L55 158H54V160L51 158V157H53V154H55V152H57V150H58V148H62V149H68V148H72L71 146H75L74 147V149L77 147V150H78V148H79V146L81 145L82 146V144H83V147H85V145H86V147H89V148H93V149H97V150H99L101 147H103L100 143H101V141L100 142H98V144H96L95 143V145L94 144H92V143H94L92 140H96V138H98L99 137V133L101 134V133H103V136H102V134H101V137H103V138H105L106 136H108L109 137V134H110V132H103V131H107L108 129L113 133L114 131H117L118 129H117V127H119L120 125H123L124 124V121H121L119 124H114V123H112V124H110L109 123V125H108V127H107V125L106 124H108V123H106L105 125H106V130H101V132L99 131V133L98 132H96L95 133V131H97V130H95L94 129V131H92V132H94V133H89L88 134V130L87 131H85L86 130V127L88 126H90V125H88L89 123H91V121H96V119H98L99 120V122H100V119L98 118V114L101 112V111H106L105 110V108L106 109H109V110H107L106 111V113H105V115L107 114L108 115V113H109V115L111 114V112H112V110H115L114 109V107H111V108H113L112 110H111V112H109L110 111V106H112V105H109V107L107 108V106H108V103H106L107 101L106 100H104L105 98H103L102 96H100L101 94H103V93H100L101 92V90L99 89V88H101V85H102V88H104V86H109V87H115L117 84H119V83H121L120 81H123L124 79L126 80L128 77L130 78V74L131 73H129V74H127V72L131 69H128V71H127V63H125V62H128L130 59H129V57H131V59L133 58V61H135L134 59H136V61H137V59H138V57L140 58V56H141V58H149V56H150V53H149V51H150V49L154 52H152L151 53V56L153 57V55H154V58L152 59V57L150 58V62H152V64L148 61L149 59H147V62H146V64H148V63H150L151 65H152V67L153 68H155V70H154V72L155 73H160V74H162V75H159L158 74V76H160V77H162V76H164V79L162 78V81L163 80H165V82H168V81H170L171 80V82H168V84L169 85H171V86H173L175 83H177V84H179L177 87H176V89H177V91L179 90V92H181V91H184V92H188V90H189V88L191 87V89H190V91H194V93H195V90H196V93H198L197 95H196V93L192 96V98L191 99H193L192 101H193V105L195 106V109L197 110V114L200 116H198L199 117V119L201 118V121L203 122V127L204 128H206L207 130H209L210 131V133L211 134H213V136L215 137V136H217V138L218 139H221L222 140V142H223V140L224 139H222V138H226L227 136H229L230 134H231V132L229 131V128H230V126H228V125H230L229 124V122H228V124L226 123L227 121L225 120V119H223L222 120V118H224V117H222V115L223 114H221L220 112H219V107H220V101L218 102L217 100H216V97H215V94L216 95H218V90H216V88H215V84H216V86H217V80L218 79H216V77L213 79V77L216 75V76H219L220 77V75H223V74H225V75H227V76H236V75H238V76H240L241 74H242V72H240L239 70H241V69H239L240 67L238 66L239 65V63H241V64H244V59H243V56H244V52H246L247 51V49H248V51L250 50V51H252V55H253V60L254 59H256V61L255 62H257V64H258V68H256L255 67V65H253L254 66V69L259 73H257V72H255V75H256V73H257V75L256 76H254L253 78H252V80L254 81V82H252V80L250 79V85L252 84V83H254V85H252V88H253V86L255 87V89H254V91H256L255 93V96L253 97L254 98V100L256 99V101L254 102L253 101V104H254V110H255V112H256V126H257V128H258V132L260 133V137H261V134H262V139H263V145H261V147L263 146L264 147V0H238L239 1V4H237V0H235V2H236V4H235V2H234V0H202V3L200 2V0L197 2V4H195L194 2H196V0L194 1V0H189V1H186V0H135V1H132V0H130V1H132V3L130 2H127V1H125V0H123L124 2V4H125V2L129 5V7H128V5H123V3H121L122 5H120L119 7L121 8V6H122V9L124 10V8L125 9H128L127 10V12H123V10L121 9V11H122V13L124 14V15H122L121 14V12L119 13V11L118 12H116L117 14L119 13V15L121 14L124 18L125 17H127V18H125V19H127L126 21H128V20H130V19H132V21H131V23H130V28H132L131 30L129 29V31L130 32H128V29H127V34L125 33V35L123 36V38H124V40H122L121 38V40L120 39H118V40H115L116 39V37L114 38V37H112L113 35L112 34H109V35H107L106 36V34H105V36H106V38H105V36H104V38L102 37V36H100V38L102 37L103 39H102V43L100 44L99 42L101 41V39L99 38V39H97V40H100L99 42L97 41H95V39L93 40L92 38H94L95 37V34H96V36H97V32L96 33H92V31H91V35L93 36L92 38H90L91 36H90V34H89V37L88 38H90V43L91 42H94V43H92V47H91V49L93 48V50L96 48V46H97V48H98V46H103V44H104V42H105V39H110V37H112V38H114V40L115 41H113L112 39L111 40H107L106 42H109V47L110 48H112V49H110L109 47V49L110 50H112V52H110V53H112V54H118L119 53V51L121 52V53H119V54H121V56L122 57H124V53H125V51L124 50H129L130 52L131 51H133L132 49H137L136 51H138L139 53H140V51L138 50V49H140V50H143V53L144 52H147V54H145V55H147V57L146 56H144L142 53H140V54H142V55H140L139 53H137V52H135V53H137V54H139V56L138 57H136L135 58V56H137V54H135L134 55V53H130L131 54V56L129 55V57H127L126 58V56H125V62H124V60L123 61H120L119 62V59H116V56H118V55H115V60H118V61H116V62H118L119 64H123V62H124V64L125 65H121V66H126L127 68H125V70H123L124 68H122V67H120V65H117V67L115 68V66H116V62H115V60L113 61V59H112V61H110L109 60V58L108 57H111L110 55H112V54H110L108 51H110V50H106L107 52H105V51H103V50H105L106 48V46H107V43L106 44H104V49L102 50V49H100V47H99V49H97L98 51H96V50H94V51H96L98 54H99V57H100V55L102 54V55H104V54H106L107 53V55H104V58H105V56L107 57L106 59H103V56H102V59L101 58H99V62L101 63V64H97L96 63V60H95V58L96 59H98V56H97V53L96 52H94L93 50V52H91V53H93V55H94V57H93V59L95 60V64L97 65V66H92V64L94 63L93 61H92V54H89V55H87L86 57H88L89 56V58L87 59L86 57L85 58H81L79 61H77L76 60V62H74L73 61V59L75 60L76 58H78L77 56L79 55L78 53H80V51L81 50H84V49H81V46H80V41H81V39L80 38H82L81 36H79V34L78 35H76L77 33L75 32V31H77L75 28L78 26L77 25V23L80 25V26H78V28L79 27H82L81 25H83L84 23H83V19L84 18H82V17H84V16H86L87 17V19L86 20H88L89 19V17L90 18H92V20L90 21H87L86 22V20L84 21L85 22V25H86V23H89V22H91V23H93V24H95L94 23V20L95 19H97V20H99V22L101 21L100 19H104L103 20V22H102V24H100L99 26L100 27H102L101 29H103L104 27H106V26H108V24H109V20H108V22L105 20V18H107V17H105L104 18V16L103 15H105L104 13H100V12H102V11H99V7L97 6L98 5V0H94V2H93V0H91L93 3H97L96 4V6L98 7H96V6H94V4L90 1V2H86L85 0H82V1H77V0H28L26 3H25ZM89 1V0H88ZM97 1V2H96ZM101 0H99V2H100ZM106 0H104L103 2H102V5L103 6H105V5H108V3H104ZM204 1V2H203ZM1 3H2V5L4 6V1L2 0V1H0ZM6 2V1H5ZM18 2V1H17ZM55 2L58 4L57 5V11H55V13H53V11H54V6L56 7V4H55ZM106 2H108V1H106ZM115 2V1H114ZM113 2V3H114ZM188 2V3H187ZM20 3V2H19ZM18 3V4H19ZM48 3V4H47ZM235 4V6H231L232 4ZM16 4V3H15ZM24 4L22 5V7L24 6ZM188 5V6H190L191 7V5H194V10H195V15H194V17L193 18H199L198 20V23H199V25L197 26V24H196V28H198V30L196 29V28H194V31H195V29L197 30V34H196V36H195V34L194 33H196V32H193V35L195 36H193L191 33H192V30H191V32L189 33V35H187L185 38H186V40L188 41V39H190L191 37H194L193 38V41H192V43H191V41L190 40H192V38L189 40L190 41V43L188 42L187 43V41L185 40V39H181L182 40V43H183V40L184 41H186L185 43H187V44H191L190 46L189 45H187V48H188V46H189V48L187 49L186 48V50H187V52L185 53V52H182L183 54L185 53L186 55H183V56H181V57H179L180 59H176L175 58V56H173L176 60H174L172 57H171V53H173V51H174V45H176V41H178V40H176V38L175 39H172L174 36H173V34L171 35V36H169V35H166V36H164V34H166V32H167V34H171V33H169V31H166L165 29H168L169 27L171 28V27H173L175 24V22H176V20H178V19H176L177 17H176V14H177V16L179 15V16H184V14L183 15H180L181 13V11L183 10L182 8H181V6H183L184 5V7H186V5ZM231 4V5H230ZM20 5V6H21ZM101 5V4H100ZM110 5V4H109ZM131 5V6H130ZM236 5H243L244 6V8H247V9H245V10H248V11H251L252 13H250V12H247V13H250V14H253V16L252 15H250V16H252L249 20H248V23L250 22V20H251V24L249 25V29L251 30V31H249V29H248V25H246L247 24V22H246V24H244V25H246V26H244L243 24H242V21H247L246 19L244 20V18H246L245 17V15L243 14V13H241V14H243V17L241 16V17H239V16H236V17H233V11H232V9H234L235 7H240V6H236ZM19 6V7H20ZM111 6V5H110ZM113 6V5H112ZM115 6V5H114ZM123 6H124V8H123ZM186 7V9L185 10H187V9H189L190 7ZM196 6V7H195ZM229 6H231V7H233V8H229ZM0 7H1V4H0ZM106 7V6H105ZM127 7V8H126ZM201 7H203V8H201ZM228 7V8H227ZM242 7V6H241ZM240 7V8H241ZM3 8V7H2ZM25 8H23V9H25ZM77 9V11H76V9ZM78 8H82L83 10H79L78 11ZM104 8V7H103ZM107 8V7H106ZM116 8V7H115ZM119 8V9H120ZM243 8V7H242ZM27 9V10H28ZM62 9V10H61ZM75 9V10H74ZM102 9V8H101ZM108 10H109V8H107ZM111 9V8H110ZM177 9H181V11L180 12H178V10ZM190 9H193V8H190ZM189 9V10H190ZM200 10V16L198 17V15L196 14V13H198L199 11H197V10ZM227 9H228V11H227ZM0 10H2L1 8H0ZM26 10V9H25ZM31 10V13L33 12L34 13V11H32ZM58 10H61V11H63V13L61 12V11H58ZM103 10V12H105V8L104 9H102ZM236 10V9H235ZM114 11V10H113ZM124 11H126V10H124ZM184 11V10H183ZM231 11V12H230ZM244 11V10H243ZM2 12V11H1ZM28 12V11H27ZM26 12V13H27ZM29 12H30V10H29ZM41 12H43V13H41ZM56 12H61V16L60 15H58V16H56V18L54 17V15L53 14H56ZM64 12H65V17H63V19H62V21H64V22H62L60 19L62 18V15L64 14ZM166 12L168 13V15L166 14ZM41 14V16H43L44 18H41L40 16H37V14ZM111 13H113V12H111ZM173 13H175V14H173ZM39 14V15H40ZM43 14V15H42ZM102 15V17H101V15ZM107 14H108V12H107ZM109 14H110V11H109ZM240 14V15H241ZM2 14H0V16H1ZM26 15V14H25ZM45 15V16H44ZM53 15V16H52ZM84 15V16H83ZM88 15H90L89 17H88ZM93 15V16H92ZM197 15V16H196ZM48 16H50V18L48 17ZM52 16V17H51ZM61 18H60V17ZM66 16H69V19H70V21H71V19H73V21L72 22H74L75 24H76V27L74 28L73 26H75V24L72 26H70V24H73V23H70V21H69V23H67L68 21V17H66ZM70 16L72 17V18H70ZM92 16V17H91ZM95 16V18H94V20H93V17ZM173 16V17H172ZM196 16V17H195ZM34 17V18H33ZM40 17V18H39ZM85 17V18H86ZM112 16L110 15V18H111ZM117 17V16H116ZM115 17V18H116ZM119 17V16H118ZM172 17V18H171ZM176 17V18H175ZM20 18V17H19ZM38 18V19H37ZM53 18H55V19H57V20H55V19H53ZM58 18H59V20H58ZM67 20H66V19ZM114 18V19H115ZM122 19V22L125 20V19ZM130 18V19H129ZM176 19V20H171V19ZM26 19V18H25ZM121 18L119 17V21H121L120 20ZM181 19H182V17H181ZM197 19L196 20H194V19H192V20H194V21H197ZM243 19V20H242ZM27 20V19H26ZM36 20H37V23H39V24H37L36 23ZM80 20H83L82 22L80 21ZM96 20V21H97ZM117 20V19H116ZM167 21L168 20V22H170V21H172V25L170 26L169 25V27H167V25L168 24H166L165 26V29H164V27H162L163 25V23H161V24H159V27H161V28H159L158 29V22L159 21H162V22H164V21ZM31 21H33L32 23H31ZM95 21V22H96ZM107 22V23H105V22ZM118 21V22H119ZM133 21H134V25H132V23H133ZM194 21H193V23H194ZM35 22V23H34ZM192 22V21H191ZM27 23V22H26ZM62 23H67L68 25H63ZM98 23V22H97ZM106 25H105V24ZM160 23V22H159ZM167 23V22H166ZM196 23V22H195ZM123 24H124V22H123ZM170 24V23H169ZM192 24V23H191ZM96 25V24H95ZM103 25H104V27H103ZM112 27H113V24H110ZM120 25H121V28H120ZM119 26L118 25H115L114 26V28L117 26V27H119L120 29H124L123 27H122V24H120ZM161 25V26H160ZM251 25H252V27H251ZM33 26V25H32ZM32 26H30V27H32ZM55 26L57 27V29H58V27H59V29L58 30H60L59 32H58V30L57 29H55ZM89 26V25H88ZM111 26H108V28H110ZM195 26V25H194ZM193 26V27H194ZM34 27V28H35ZM111 27V28H112ZM117 27H116V29H117ZM156 27V28H155ZM245 27H246V29H248V31L246 30L245 31ZM74 30H73V29ZM107 28V27H106ZM105 29V28H104ZM155 29H157L156 31H155ZM162 29H164V31L165 32H162L163 30ZM174 29V28H173ZM173 29H168V30H173ZM192 29V28H191ZM13 30V29H12ZM31 30V31H32ZM54 30V31H53ZM55 30H57V31H55ZM69 30H73L74 31V34L73 33H69ZM126 30V29H125ZM15 31V30H14ZM72 31V32H73ZM97 31V30H96ZM158 31H159V33H158ZM160 31H161V33H164V34H160ZM94 32H95V30H94ZM157 32V33H156ZM245 32H248L247 33V35H244L245 34ZM36 33V34H35ZM58 33H60V35H58ZM156 33V34H155ZM244 33V34H243ZM14 34V33H13ZM28 34V33H27ZM29 34H28V37H29ZM62 34H64L63 36H62ZM68 34H71V37H69V35ZM86 34V35H85ZM153 34H154V36H153ZM158 34H160V36H158V38L159 37H163L164 36V39H167V41H165V43H164V41L161 43V45H166V46H168L169 47V45L171 44L172 46L171 47H169V53H168V55L170 56H165V55H163V56H159V53L161 52H167L165 49V47L166 46H164V49H162L161 48V46H160V49H161V51L159 50V49H156L157 48V46H155L157 43H159L160 42V38L159 39H157L156 37H157V35ZM190 34L192 35L190 38L188 37V36H190ZM101 35V34H100ZM82 36H84L83 38L85 39L86 37L85 36H88V32L86 33H84V34H82ZM122 36V35H121ZM152 36V37H151ZM156 36V37H155ZM244 36L246 37V38H244ZM61 39H60V38ZM67 37V38H66ZM151 37V38H150ZM153 37H155L157 40H159V42H157L156 44L154 43V45H153V42H152V40L154 39V42H156V40H155V38H153ZM172 37V38H171ZM188 37V38H187ZM247 37H249V38H247ZM45 38H47V41L48 42H45V41H43V39H45ZM69 38L72 40V41H70L69 40ZM82 38V39H83ZM177 38H179V37H177ZM181 38V37H180ZM179 38V39H180ZM26 39H27V37H26ZM29 39V38H28ZM29 39V40H30ZM49 39V40H48ZM58 39V40H57ZM64 39H68L69 41H67V42H70L69 44H65L64 42H66V41H64L63 42V40ZM83 39V40H84ZM150 39H152L151 40V42H150ZM163 39V38H162ZM56 40V41H55ZM80 40V41H79ZM173 40V41H172ZM176 40V41H175ZM44 43H43V42ZM51 41V42H52ZM58 41V42H57ZM162 41V40H161ZM175 41V42H174ZM37 42V43H36ZM40 42V43H39ZM42 42V43H41ZM50 42V43H51ZM55 42V43H54ZM66 42V43H67ZM88 42H89V40H88ZM126 42V43H125ZM171 42H173V43H171ZM178 42H180V40L178 41ZM177 42V43H178ZM90 43H89V45H90ZM98 43H99V45H98ZM152 44V47H155V48H152L150 45ZM175 43V44H174ZM30 44H28V45H30ZM43 44H45L46 45V47H45V45H43ZM56 44V46H54ZM82 44H83V42H82ZM88 44V43H87ZM95 44V46H93ZM150 44V45H149ZM184 44V43H183ZM25 45V44H24ZM44 47H43V46ZM148 45H149V47H148ZM58 46V47H57ZM158 46V47H159ZM184 46H186V44H184ZM50 47V46H49ZM129 47V48H128ZM163 47V46H162ZM44 48H45V50H44ZM56 50H55V49ZM130 48H132V49H130ZM4 49V48H3ZM27 48H25L24 50H26ZM49 49V48H48ZM154 49V50H153ZM156 49V50H155ZM9 50V49H8ZM27 50V51H28ZM50 50V53H48L49 55L51 54H54L53 53V51L51 50V49H49ZM48 50V51H49ZM162 50H164V51H162ZM208 50V51H207ZM41 51H39V53L41 54ZM52 51V52H51ZM87 51V50H86ZM89 51V50H88ZM104 52V54L103 53H101V52ZM124 51V53L122 54V52ZM155 51H159V53H158V56L156 57L155 56V54H156V52ZM181 51H184V49L183 50H180V55L182 54L181 53ZM207 51V52H206ZM23 52V51H22ZM33 52H32V55H33ZM25 53V52H24ZM29 53H30V55H29V57L31 56V52L29 51ZM36 53H38V52H36ZM35 53V54H36ZM96 55H95V54ZM110 55H109V54ZM127 53H129L128 51H126V54ZM149 53V54H148ZM160 53V54H161ZM25 54H27V55H25ZM24 54V56H27L28 57V52L27 53H25ZM34 54V56H37L38 54H36L35 55ZM82 54V53H81ZM132 54L134 55L133 57H132ZM153 54V55H152ZM178 54V55H179ZM77 55V56H76ZM114 55H112L113 57H114ZM177 55V54H176ZM73 56H75V58L73 57ZM33 57V56H32ZM81 57V56H80ZM43 58V59H42ZM73 58V59H72ZM90 58H91V60H90ZM117 58H120L119 56L117 57ZM39 59V60H38ZM72 59V60H71ZM85 59V61L87 60V62L85 63V61L83 62V63H81V61H83ZM108 59V60H107ZM111 59V58H110ZM127 59H128V61H127ZM173 59V60H172ZM64 60V61H63ZM67 60H69V61H67ZM102 60V61H101ZM120 60H121V58H120ZM139 60H141V59H139ZM243 60V62H241ZM32 61V62H33ZM46 62V64L47 65H45V62ZM54 62V64H53V67H52V69H51V67H50V65H52L51 63L52 62ZM56 61V62H55ZM59 61H61V64H60V62ZM67 61V62H66ZM73 61V62H72ZM88 61H90V64L88 63ZM93 63H92V62ZM97 61V62H98ZM105 61H109V62H111L112 63V65H110V67H111V69H113V67L116 69L115 70V72L116 73H118V69H119V72H122L123 71V73H121L122 75L124 74V72L128 75V77L127 78H124V79H122V78H120V75L121 74H119V77H118V75H116L115 74V72H114V70L113 71H111L112 73H114L116 76H117V78H120L121 80L119 81V79H116V76H110V74H111V72L109 73V71L108 70H110V68L108 69V66H109V62H107L106 64H105ZM237 61H239L238 63H237ZM80 64H78V63ZM103 62V63H102ZM116 63L115 64V66H113V63ZM139 62V61H138ZM155 62V63H154ZM254 61H253V64L255 63ZM56 63L58 64H60V66H59V64H58V66L56 65ZM64 63V64H63ZM71 63H73V64H71ZM87 65V64H89L88 66H85V64ZM92 63V64H91ZM109 63V64H108ZM129 63H134V62H132V61H129ZM137 63V62H136ZM134 63L133 64V66H137L138 64H141V63ZM154 63V64H153ZM211 63H212V65L214 64V68L216 69V71H210V69L211 70H213L212 68V65H211ZM246 63V62H245ZM50 64V65H49ZM75 64H77V65H75ZM84 64V65H83ZM106 66H105V65ZM149 64V65H150ZM256 64V63H255ZM48 65H49V68H48ZM79 65V67L81 66V65H83V67H85L84 69L86 70H84L85 72H83L84 74H82V75H84V77H85V80L84 81H86V83L88 82V84H89V86H88V84H84L83 83V80L81 79V82L84 84V85H86V86H84V87H86V88H89L90 86H91V88H89V89H82V87L81 86H79V85H82L83 86V84L80 82V79H79V76H76V73H74V72H76V70H73V69H76V68H79V67H77ZM91 65V66H90ZM94 65V64H93ZM108 65V66H107ZM131 65V64H130ZM148 65V66H149ZM150 65V66H151ZM235 65H237V66H235ZM72 66V67H71ZM75 68H74V67ZM142 66V68L143 67H145V66H143V65H141ZM141 66H138L139 68L141 67ZM147 66V67H148ZM235 66V67H234ZM86 67H87V69H86ZM131 67H132V65H131ZM236 67H237V69H236ZM1 68V67H0ZM36 68H37V66H36ZM40 68V69H39ZM71 68H73V69H71ZM108 70H107V69ZM122 68V70H120ZM138 68V71L140 70H144V69H139ZM151 68V67H150ZM153 68H151L152 70H153ZM3 69V68H2ZM52 70V71H54V73L53 72H51V71H49V70ZM70 69L71 70H73L72 72L70 71ZM135 69H136V67H135ZM259 69V70H258ZM44 70V71H43ZM82 70V71H83ZM108 71V75H107V71ZM148 72H147V68H146V74H148L149 73V75H146L145 74V76L143 77V72L142 73H139L138 71H137V73H136V70H133V74L134 73H136L137 74V77H134V78H136V81H135V79L133 78V80H134V82H137V78H138V76H139V74H140V76H139V78L140 77H142V78H140L141 80L143 79L144 80V78H148L149 80L151 79L150 78V72H152L153 73V71L152 70H150L149 69V67H148ZM69 71H70V73H69ZM80 71V70H79ZM130 71H132V69L130 70ZM0 72H2V71H0ZM46 72L44 73V74H46ZM81 72V71H80ZM215 72H216V74H215ZM224 72H226V73H224ZM3 73H5V72H3ZM53 73V74H52ZM57 73H58V76H57ZM82 73V72H81ZM155 73H154V75H155ZM209 73H211V75L209 74ZM218 73V74H217ZM43 74V75H44ZM56 76H55V75ZM143 74V75H142ZM212 74H213V77H211L212 76ZM79 75V74H78ZM90 75L92 76H95V77H92V79H91V77H90ZM104 75H106V76H104ZM121 75V76H122ZM125 75V74H124ZM132 75V74H131ZM153 74H151V77H153V78H155L156 79V77H157V75H156V77H154V76H152ZM76 76V77H75ZM88 76H89V79H90V82H91V80L93 81V83H94V81H95V85L98 87L99 85H100V87L98 88L99 90H100V95L98 96V98L99 97H101L102 99L101 100H104V101H106V102H101L100 101V98L99 99H97V95H98V89H95V87L93 86L92 87V85H93V83H92V85H90V83H89V81H88V79L86 80V77L88 78ZM99 76H100V79H99ZM102 76V77H101ZM126 76V75H125ZM133 76V75H132ZM134 76H136L135 74H134ZM148 76V77H147ZM258 76V77H257ZM77 77H78V79H79V82H80V84H79V82H77L78 80H77ZM80 77H82V76H80ZM106 79H105V78ZM115 77V78H114ZM123 77V76H122ZM3 78V79H2ZM7 78V77H6ZM83 78V77H82ZM93 78H94V80H93ZM240 78V77H239ZM258 78V79H257ZM42 79V78H41ZM104 80L103 82H105V84L104 83H102L101 82V84H99L100 82H99V80ZM138 80V82L139 81H141V80ZM147 79V80H148ZM159 79V78H158ZM241 79V78H240ZM66 82H65V81ZM129 80V81H128ZM128 80H126L127 82H130L131 80L130 79H128ZM133 80L131 81V83H133ZM146 80V79H145ZM148 80V81H149ZM46 81V80H45ZM52 81H51V83H52ZM62 81V82H61ZM67 81H68V83H67ZM33 82V81H32ZM36 82V81H35ZM48 82V81H47ZM46 82V83H47ZM50 82V81H49ZM66 84H65V83ZM124 82V81H123ZM122 82V83H123ZM127 82H124V83H127ZM137 82V83H138ZM144 82H146V81H144ZM164 82V81H163ZM252 82V83H251ZM22 83V84H21ZM39 83V82H38ZM37 82L36 83H34L35 85L37 84V85H39ZM59 83H60V86H59ZM47 84H49V83H47ZM53 84V83H52ZM61 84H65L64 86L63 85H61ZM79 84V85H78ZM98 84V85H97ZM19 85V86H18ZM50 85V84H49ZM69 85H73V86H69ZM104 85V86H103ZM58 86H59V88H58ZM88 86V87H87ZM107 86L105 87V88H107ZM219 86V85H218ZM32 87V88H31ZM61 87V88H60ZM63 87V88H62ZM80 87V88H79ZM192 87L194 88L193 90H192ZM196 87H201L203 90H202V92H203V94H200L199 95V91L197 92V88ZM52 88V87H51ZM92 88H94L95 89V91L97 90V92H96V94L93 92V96H94V94L96 95L95 97H96V99H92ZM204 88H205V90H204ZM18 89V88H17ZM23 89V90H24ZM107 89H109V88H107ZM188 89V90H187ZM22 90V91H23ZM91 90V91H90ZM200 90V89H199ZM253 90V89H252ZM9 91V90H8ZM10 91H15V90H11L10 89ZM253 91V92H254ZM21 92V91H20ZM89 92H91V93H89ZM183 92V93H184ZM252 92V93H253ZM19 93V92H18ZM24 93V92H23ZM86 93H88L87 94V96H88V98H89V94H91V100L93 101V102H95V104L94 105H96L97 106V103L96 102H98V100L103 104V107H104V105L106 106L105 108H104V110H103V108H101V109H99L100 107H102V104L100 105V103H99V107L97 106V108L95 107V108H92L93 107V105L91 106V105H89V107L91 106V110H89L90 108L88 107V106H84V105H87V104H90V102L92 103V101L89 99V101L87 100V97L85 96L86 95ZM182 93V92H181ZM215 93V94H214ZM49 95L51 96H53L52 98L51 97H49ZM182 95V94H181ZM252 95H254V93L252 94ZM195 96V97H194ZM84 97H86V100H87V102H86V100L84 99ZM256 97V98H255ZM33 98L36 100V102L38 103V101H39V103L38 104H36V102H35V100H33ZM75 99H77V100H75ZM28 102L26 103V104H28ZM30 102H31V104H30ZM35 102V103H34ZM84 102H86V103H84ZM252 102V101H251ZM32 103H34L35 105H33ZM218 103H220L219 105H218ZM109 104H110V102H109ZM252 104V105H253ZM3 105V104H2ZM23 105V104H22ZM24 105H25V103H24ZM5 106V105H4ZM38 106V107H39ZM32 108V109H33ZM40 108V109H41ZM88 110H87V109ZM4 109H6V107L4 108ZM10 109V108H9ZM34 109H33V111H34ZM38 109V110H37ZM12 110H14L13 108H12ZM8 111V110H7ZM1 112H2V110H1ZM5 112V111H4ZM38 112V113H39ZM99 112V113H98ZM254 112V111H253ZM3 113V112H2ZM1 113V115H3ZM13 113V112H12ZM47 113V114H50V115H48V118L46 117V115L45 114ZM96 113H98L97 115H96ZM114 113H116V112H114ZM43 114H44V116L46 117V119H44L45 117H43V119H41V118H38V117H42L43 116ZM90 114H92L94 117V119L92 120V119H90V118H92V115H90ZM101 114V113H100ZM99 114V115H100ZM6 115V114H5ZM13 115V114H12ZM14 115H17L16 114V112L14 111ZM30 115V116H31ZM51 115H52V117H53V115L56 117H54V118H51L52 120L53 119H55V120H53V122L52 121H50L51 119H50V117H51ZM95 115L97 116V117H95ZM102 115H104L103 113H102ZM104 115V117L103 118H105L106 119V116ZM87 116H89V118L87 117ZM13 117V116H12ZM27 117V116H26ZM100 117V116H99ZM196 117V116H195ZM87 118V119H86ZM96 118V119H95ZM50 119V120H49ZM101 119H102V117H101ZM2 120V119H1ZM85 120H88V124L86 123L87 121H85ZM91 120V121H90ZM98 120L96 121V125H98L97 123H99L98 122ZM192 120H195L194 118H192ZM225 120V121H224ZM7 121V120H6ZM90 121V122H89ZM17 122V121H16ZM28 122V123H27ZM191 122H193V121H191ZM195 122V121H194ZM91 124H94V122H92ZM2 126V125H1ZM15 126V125H14ZM67 126H68V128H67ZM65 127L68 129V134H66V136H63L62 135V133H64L62 130L63 129H65ZM4 128V127H3ZM6 128V127H5ZM13 128V129H14ZM63 128V129H62ZM99 129L101 128V127H98ZM98 128H96V129H98ZM43 131H42V130ZM62 129V130H61ZM98 129V130H99ZM173 129H175V133H178V134H181L180 136L182 137V135H183V133H184V131L180 128V127H177L176 126V128H173ZM5 130H2V132L3 131H5ZM10 131H11V129H9ZM42 131V133H47L46 135H45V138H47L46 139V143L44 142L45 141V139L43 138L42 139V137L41 138H39L38 139V137H40L39 136V134L37 135L36 133H38V132H40V131ZM45 130H46V132H45ZM37 131V132H36ZM67 131V130H66ZM172 131H174V130H172ZM171 131V132H172ZM183 131V132H182ZM16 132V131H15ZM21 132H23L22 134H21ZM25 132V133H24ZM36 132V133H35ZM17 133V132H16ZM15 133V134H16ZM98 133V134H97ZM108 135H107V134ZM173 133V132H172ZM37 135V137H35L36 135ZM90 134H93V135H90ZM96 134H97V136H96ZM104 134H105V137H104ZM187 134V133H186ZM185 133H184V137H185V139L187 140H185L186 141V143L188 142H190V143H193L192 144V146L194 145V147L193 148H191L192 150L194 149V148H196L195 146H198V145H200L199 146V149H197L198 151H199V153H200V157L201 158H203V157H205L206 159H207V157H208V159H209V157H210V159H211V157L212 156H215V152H213L212 150H213V148H211V147H209V148H207V149H205L206 147H205V144L203 145L201 142L197 145V143H194L193 141L195 140L194 138H192L193 136H192V134L191 135H186ZM65 135V134H64ZM112 135V136H111ZM113 135L114 134H110V137H113ZM186 135V136H185ZM34 137H35V139H38V142H36L35 140H34ZM48 137H50V140H51V142L49 141V139H48ZM93 137V138H92ZM94 137H96V138H94ZM109 137V138H110ZM103 138H101V139H103ZM42 139V140H41ZM184 139V138H183ZM193 139V140H192ZM39 140H41V141H39ZM99 140H100V138H99ZM98 139L96 140V142L97 141H99ZM43 141V142H42ZM77 141H81V142H83V143H77ZM92 141V142H91ZM192 141V142H191ZM16 142V143H15ZM33 142H36V144L37 143H39V146L41 147H45V148H40L39 147V149H40V151H39V149H36V145L34 144L33 145ZM45 143V144H43V145H40V144H42V143ZM48 142H50L51 144L49 145V143ZM250 142L251 141H249V143L248 144H250ZM253 142V141H252ZM252 142H251V144H252ZM75 143V144H74ZM187 143V144H188ZM77 144V145H76ZM78 144H79V146H78ZM92 144V145H91ZM222 144V143H221ZM247 144V146H249ZM251 144H250V146L249 147H251L250 149L251 150H253V151H256V149H258V151H259V148H260V145H259V147H258V145L256 146L255 144H253V146H251ZM2 145V146H3ZM3 146V147H4ZM35 146V147H34ZM47 146H48V148H47ZM80 146V147H81ZM188 146H190L191 147V145L189 144ZM203 146V147H202ZM19 147V148H20ZM205 147V148H204ZM248 147V148H249ZM262 147V148H263ZM5 148V147H4ZM41 149H44V151L42 150L41 151ZM60 149L58 150V151H60ZM196 149H194L195 151L194 152H196L197 150ZM212 149V150H211ZM261 149V148H260ZM10 150V149H9ZM69 150V149H68ZM76 149H75V151H77ZM250 150V151H251ZM262 150V149H261ZM7 152L6 153H8L9 151L8 150H6ZM179 151V150H178ZM198 151H197V153H198ZM12 151L10 150V153H11ZM171 152H172V154L174 155V153H173V151L171 150ZM171 152H170V154H171ZM174 152H175V150H174ZM46 153H48V154H52V156L49 158L47 155H45V156H47V158L48 159H51V160H49L50 162L53 160V164L54 165H56V166H53V164H51V163H49V161H48V163L49 164H51V165H49V166H47L46 167V169L45 170H48L47 168H49V167H52V168H50V170H51V172L49 173V171L46 173V171H45V177H47V180H45V177L44 178H42L41 177V175H39V173H40V171H39V168L37 167L38 165V162H40L39 160V158H44L45 156L43 155V154H46ZM63 153V152H62ZM61 153V154H62ZM74 154H72V152L70 153V155H69V157L70 156H72L71 158H73V159H75L76 157V152H73ZM76 153V154H75ZM182 152H177V149H176V154L175 155H178L179 157L180 156H182V157H184L183 156V153L181 154ZM198 153V154H199ZM13 154H15V155H13ZM58 152H57V156H58ZM60 154V155H61ZM66 154H68L67 152L66 153H64V154H62L63 156L64 155H66ZM2 155V154H1ZM43 155V156H42ZM74 155V156H73ZM185 155V157H186V153L184 154ZM41 156V157H40ZM56 155H54V157H55ZM56 156V157H57ZM198 156V155H197ZM25 157V158H24ZM170 157V156H169ZM5 158V157H4ZM58 158H59V156H58ZM204 158V159H205ZM213 158V157H212ZM21 160V161H19V160ZM23 159V160H22ZM72 159V161H74ZM184 158H182V160H183ZM7 160V159H6ZM59 160V159H58ZM75 160H78L77 158L75 159ZM166 160H168V159H166ZM165 161V159L163 160V162ZM184 161V160H183ZM182 161V162H183ZM60 162V161H59ZM77 162V161H76ZM163 162L161 161V163L163 164ZM180 162H181V160H180ZM57 163H58V161H57ZM84 163V162H83ZM83 163H80V164H83ZM165 163V165L163 164H160V165H162L163 166V168H165L166 169V172H165V169L162 171L163 172V174H161L162 172H160L159 174V177H161V179L159 178V177H157V179L159 180V183H158V181H157V186L155 185V187H153V186H149V187H145L146 188V190H145V195H146V197L148 196L152 201H153V203L155 204L154 206H153V210L152 211H150L151 212V215H149V217H151L150 219L147 217H145V218H142L143 219V221H142V219H141V222L140 223H138L139 224V227H140V225H141V227H140V229L142 228V232H139V234L141 233V236L143 237V239L145 238H147L146 240H150V241H153L154 240V242H155V246H153L152 248H150L145 254H146V256L144 255V257L146 258V260H143L142 259V261L139 263V264H241L240 263V260L239 259H237V258H235V259H233L234 257H238V256H240V254L238 255L237 254V256H234L233 257V255H230V256H232L231 258H232V260H231V258H229V257H227L226 258V256H224V255H226L225 253L227 252V250L226 249H224L225 248V244L227 245V246H232L233 248H235V246L236 247H239L240 249H241V246L242 247H247L248 248V245L250 244V242H249V239H248V237L246 236V229L245 228H242L241 230L240 229H238V227L237 226H235L234 228L232 227V224L230 225V227H229V232H228V234H225L224 236H220L219 238H212V236L209 238V239H207V241H205L204 242V239H206V238H203L202 240H200V243H201V241L202 242H204L205 243V245L206 244H209L210 246H208L209 248H208V250H210L212 247H211V245H214V247L216 248H214L215 250H217V252L215 251V250H213V251H215V254L217 253L220 257H218V255L216 256L217 258L216 259H214V254H213V256L211 255L212 253H213V251H212V249H211V253H208V255L210 254V256L209 257H211L212 256V259L211 260H203V258H206L207 257V259L209 258L208 256H205V257H203L202 255H207V253L206 252H208V250H205V249H207V247H205V245L203 246L202 244H200V243H198V242H193L192 240L194 239V241L196 240V241H198V239H200L201 237V235H200V233L202 234V232L204 231V229L203 228H208L211 224H213V225H211L212 226V228H211V226L209 227L210 229H213L214 227L215 228H220V230H221V228H225V227H227V226H229V224L230 223H232L228 218H224L226 215L228 216L230 213H229V211L228 210H225L224 209V203H225V201L227 202V200L226 199H228L227 197H229V195H228V193L229 192H218V189H217V186H216V190L214 191L212 188L213 187H215V183H214V186L212 187L211 185H213L212 183L214 182V181H216V180H214L213 182H210L209 181V179L207 178V176H201L199 173V171L198 170H196L195 171V169H194V171L195 172H193V170H192V172H190L189 171V169H188V171L186 170L187 169V167H186V163H184L183 162V164H182V166L180 165V163H179V167H181L182 169H180L181 171L182 170H184V171H182L183 173H182V175H181V177H180V180L177 182V172L175 173V171H174V169H173V167H175L174 165L172 166L171 165V162L170 161H165L164 162ZM69 164V163H68ZM79 164V165H80ZM60 165V164H59ZM78 165V164H77ZM66 166V165H65ZM68 166V165H67ZM66 166V167H67ZM70 166V165H69ZM69 166H68V169H69ZM164 166H166V167H164ZM12 167V168H11ZM36 167L38 168V170H35L36 169ZM64 167V166H63ZM54 168V169H53ZM58 168H60L59 166H58ZM62 168V167H61ZM65 168V167H64ZM161 168V167H160ZM163 168H161V169H163ZM4 169V172H5V168H3ZM2 169V170H3ZM20 169V170H19ZM8 170V169H7ZM36 172H35V171ZM38 171V172H37ZM63 171V170H62ZM161 171V170H160ZM53 172V173H54ZM68 172V171H67ZM71 172V171H70ZM179 172V171H178ZM9 173V171H8V174H10ZM12 173H14L15 175H13ZM35 173H38V174H36V175H34ZM55 173V174H56ZM58 173H59V171H58ZM66 173V172H65ZM65 173H64V175H65ZM165 173V174H164ZM44 174H42L43 176H44ZM14 176V177H11V176ZM24 175V176H23ZM32 175V176H31ZM49 177H48V176ZM58 175V174H57ZM163 175V176H162ZM18 176H23V178L26 176V178H24V180H23V178L21 179L20 177H18ZM36 176V177H35ZM38 176V177H37ZM7 177L9 178V179H7ZM163 177V178H162ZM1 178V179H2ZM262 178H263V176H262ZM38 179V180H37ZM39 179H41V180H39ZM62 179V178H61ZM156 179V180H157ZM18 180H20V181H18ZM37 180V183L38 182H40L41 181V183H38L37 185H40L39 187H40V189H39V187L38 186H36L37 187V190H36V188H35V185L33 184V182L34 181H36ZM50 181V182H49ZM49 183H51V181L53 182V179H51V178H49ZM209 181V182H208ZM216 182H218V181H216ZM35 184H36V182H34ZM54 183V182H53ZM208 183H211V185L210 184H208ZM34 185V186H31V185ZM211 186L210 188H209V186ZM217 184V183H216ZM4 185V186H3ZM149 185H151V184H149ZM158 185H160V187L161 188H159V186ZM218 185V184H217ZM57 186V185H56ZM83 186V185H82ZM81 186V187H82ZM1 187V186H0ZM31 187V188H30ZM59 187V186H58ZM12 188V189H11ZM30 188V189H29ZM46 188H43V189H45L46 190ZM208 188L209 189H212V190H210V191H212L211 193H210V191L208 190ZM5 189H7V190H5ZM34 191H33V190ZM60 189V188H59ZM86 189V188H85ZM169 190V192H167L168 190ZM0 190H2V189H0ZM32 190V191H31ZM42 191V192H40V191ZM56 190V189H55ZM75 190V189H74ZM83 190V189H82ZM167 190V191H166ZM208 190V191H207ZM36 191H39V192H37V193H39L40 195L38 196V195H36V194H34V192L36 193ZM46 191V192H47ZM57 191V190H56ZM31 194H30V193ZM33 192V193H32ZM54 192V191H53ZM76 192V191H75ZM128 192V191H127ZM209 192V193H208ZM76 193V194H77ZM190 193H192L193 195H191L190 196ZM207 194V196H206V194ZM261 193H264V188H262L261 189ZM33 195L35 198L38 196V197H40V198H36V200H35V198L34 197H31L30 195ZM36 195V196H35ZM81 195H83V194H81ZM205 195V197H202V196H204ZM45 197V199H43L44 197ZM74 196V195H73ZM79 196V197H78ZM28 197H31V198H28ZM147 197V198H148ZM192 197V198H191ZM29 200L30 199V201H28L27 199ZM72 198V197H71ZM79 198V199H78ZM26 199V201H28L29 203H28V205L26 206V205H24L25 203H26V201H25V203H24V200ZM39 199H43V201L42 200H39ZM197 199V201L198 200H200L199 202H198V204L199 205H197L199 208H197V206L195 205V203H193L194 202V200H196ZM33 200V201H32ZM38 200V202H37V204H39V207L37 206V205H35L36 204V201ZM73 200V199H72ZM146 200V199H145ZM34 201H35V204H34ZM141 201V200H140ZM33 202V203H32ZM51 202H53V201H51ZM81 202H77L78 204L77 205H79ZM33 204V205H30V207H33L32 209H33V211L32 212H34L33 214H32V212H31V208H29L28 206H29V204ZM41 203V204H42ZM46 203V204H45ZM44 204V206L43 207H45L46 205H48V201L47 202H45ZM27 204V203H26ZM50 205V204H49ZM75 205V206H74ZM227 205V204H226ZM35 206H37V207H35ZM79 206V207H80ZM24 207H26L25 209H27V207L30 209V210H28V213H26V211L27 210H25V211H23L24 210ZM41 207H42V205H41ZM78 207V208H79ZM36 208V209H35ZM77 208V207H76ZM156 208H160L161 210H162V212L160 213V214H158L156 211H155V209ZM51 209V208H50ZM196 209V210H195ZM197 209H201L202 210V212H201V214L203 213V214H207V213H204V211L206 210V209H211V215L210 216H208L207 215V217H206V219H204L205 218V216H203V215H201L202 217H204V218H199V217H197L198 219H193V223H192V227H193V225H200V224H204V226H203V228L201 227L202 225H200V228L201 229H203V231H201L200 232V230H199V235H195V236H199L198 237V239L197 238H192L191 237V234H192V231L190 232V229H192L191 228V226H188V225H184V224H182V223H184V221H185V219H187L188 217H190V216H192L195 212H197ZM47 210V208L45 207V211ZM77 210V209H76ZM212 210H213V212H212ZM44 211V212H45ZM69 211V210H68ZM198 211H200V210H198ZM209 211H207V212H209ZM31 212V213H30ZM43 212V213H44ZM88 212V211H87ZM231 212V211H230ZM43 213H42V215H43ZM85 213V212H84ZM38 214V215H39ZM45 214V213H44ZM70 214H68V215H70ZM76 216H75V215ZM144 214V213H143ZM150 214V213H149ZM70 215V216H71ZM86 215V214H85ZM145 215H146V213H145ZM144 215V216H145ZM198 215H200V214H198ZM197 215V216H198ZM34 217L35 216V218L34 219H37L36 218V216L39 218V219H37V220H39V221H37V220H35L34 222H33V218H31L30 219V217ZM47 216H48V213H47ZM26 217H28L31 221H28L27 220V222H26V225H28V227H31V224H32V227H33V225H36L37 224V227L38 226H41L42 224H40V223H43V221H42V219L45 221V223H43L45 226L44 227H42V229H44V231L42 230V232L43 233H41V231H40V233H41V235H39V233H38V235L36 234L37 232H39V231H36L37 229L38 230H40L41 229V227H36V229L34 230L33 228H35V227H31V228H28V227H24L25 226V224H24V222H25V218ZM254 218L251 220V223H252V227L255 229V230H257L258 232H257V234L256 235H258L259 234V231L260 230H264V222L261 220V218L258 216V217H256V216H253ZM256 217V218H255ZM21 218H23V220L21 219ZM46 218H48V217H46ZM68 218L69 219H71V217H69L68 216ZM84 218V217H83ZM49 219V218H48ZM71 219V220H72ZM77 219V220H76ZM140 219V218H139ZM147 219H149V220H151V221H148ZM156 219H159L160 221H161V223L157 220V222H159V223H157V224H159V225H162L163 226V228L165 229V233L163 234V235H161V236H159L156 232H152L154 229H153V225H155L154 223H151V222H153V220H154V222L156 221ZM204 219V220H203ZM42 222H41V221ZM66 220V219H65ZM209 220V221H208ZM37 221V222H36ZM49 221V220H48ZM206 221H208V222H211L210 224L209 223H207ZM236 221V220H235ZM29 222H33V223H29ZM38 222H39V224L40 225H38ZM80 224H79V223ZM163 222V223H162ZM206 222V223H205ZM29 223V224H28ZM36 223V224H35ZM76 223V225H77V227L76 226H74V224ZM78 223V224H77ZM85 223H87V222H85ZM84 223V224H85ZM136 223V222H135ZM151 223V224H150ZM200 223V224H199ZM51 224V223H50ZM48 225V227L47 228H49L50 229V226L51 225ZM95 224V223H94ZM53 225V224H52ZM82 226V227H78V226ZM209 225V226H208ZM238 226H239V224H237ZM23 226V227H22ZM70 226V227H69ZM87 226V225H86ZM157 226V225H156ZM187 226V227H186ZM72 227V228H71ZM92 227V226H91ZM155 227V226H154ZM237 227V228H236ZM19 228H20V230H19ZM28 228V229H27ZM40 228V229H39ZM53 228H55L54 226H53ZM85 228H86V230H85ZM239 228H240V226H239ZM18 229V230H17ZM31 229H33V231L30 230ZM61 229V228H60ZM153 229V230H152ZM210 229H206V230H210ZM2 230H4V231H2ZM5 230L7 231V233L5 232ZM52 230V229H51ZM62 230V229H61ZM65 229H63L60 233L61 234H63L64 235V231ZM198 230H196V233L195 234H197L198 233ZM205 230V231H206ZM13 232V233H10V232ZM36 233H35V232ZM88 231V232H87ZM205 231H204V233H205ZM8 232H9V234H8ZM212 232V231H211ZM7 234V235H4V234ZM92 233V234H91ZM203 233V234H204ZM202 234V235H203ZM208 235V234H207ZM14 236H16L15 238H17V240L15 239V238H13ZM47 236V235H46ZM67 236H63V237H61L62 239L61 240H63V238L64 237H67ZM90 236V237H91ZM140 236V235H139ZM241 238H240V237ZM44 237V238H43ZM158 237V238H157ZM204 237V236H203ZM92 238V237H91ZM12 239V240H11ZM67 239V240H66ZM88 239V240H87ZM151 239H153V240H151ZM227 241H226V240ZM258 239H260L259 237H257V242H258ZM48 240V241H47ZM54 240V239H53ZM58 240V239H57ZM60 240V239H59ZM66 241H68L69 242V244H67V242ZM62 242V241H61ZM60 243V242H59ZM77 244V245H76ZM78 244L80 245L79 247H78ZM258 244H260V243H257V246H258ZM61 245V244H60ZM157 245V246H156ZM220 245V246H219ZM202 248H201V247ZM53 247V248H52ZM204 247H205V249H204ZM250 247V246H249ZM55 248V249H54ZM76 247H75V249H76V251L78 250V251H80L79 249H77ZM145 248V247H144ZM200 248H201V250H203V251H206V252H202V253H204V254H202L201 252H200ZM218 248V249H217ZM226 248H228V247H226ZM231 248V247H230ZM239 248H237V249H239ZM244 248V249H245ZM246 248V250H248V254H249V256L251 255L249 252L251 251H249V249H247ZM54 249V250H53ZM75 249H74V251H75ZM244 249H243V251H244ZM56 250V251H55ZM137 250H138V248H137ZM147 250V249H146ZM223 250H225V251H223ZM233 250V249H232ZM235 250V249H234ZM252 250H253V248H252ZM202 254L201 256H200V258L201 257H203L202 259H200L199 258V252ZM242 251V252H243ZM222 252H225V253H222ZM242 252H240L241 253V256H243L242 255ZM69 253V254H70ZM89 253V254H88ZM206 253V254H205ZM231 253V250H230V252H228L227 254H230ZM246 253H247V251H246ZM67 254V255H66ZM88 254V255H87ZM224 254V255H223ZM248 254H246V255H248ZM87 255V256H86ZM245 255V256H246ZM142 256V255H141ZM227 259H225L224 257ZM244 256V257H245ZM248 256V257H249ZM67 257H69L70 258V256H67ZM67 257H65L66 259H67ZM87 257V258H86ZM243 257V258H244ZM60 258V259H59ZM72 258V257H71ZM70 258V260L71 261H75L76 260V258L73 256V258H75V259H71ZM137 258V257H136ZM219 258V259H218ZM222 258H224L223 260H221L220 261V259H222ZM240 258V257H239ZM242 258V257H241ZM245 258H247V256L245 257ZM66 259H64L65 260V264H67L68 262H70L69 261V259L66 261ZM91 259V258H90ZM89 259V260H90ZM210 259V258H209ZM219 261H218V260ZM231 261H230V260ZM61 260H60V262H61ZM63 260V261H64ZM77 260H78V258H77ZM244 260V259H243ZM62 261V262H63ZM93 260L91 259V262H92ZM241 261H242V259H241ZM61 262V263H62ZM67 262V263H66ZM81 262V264H84V263H82ZM90 262V261H89ZM88 262V263H89ZM90 262V264H92ZM245 262H246V260H245ZM60 263V264H61ZM71 263V262H70ZM69 263V264H70ZM74 263V262H73ZM87 263V264H88ZM128 263V262H127ZM264 263V262H263ZM86 264V263H85ZM135 264V263H134ZM136 264H138V263H136ZM242 264H245V263H242ZM247 264V263H246Z\"/></svg>","mask_w":264,"mask_h":264}]
</instances>
